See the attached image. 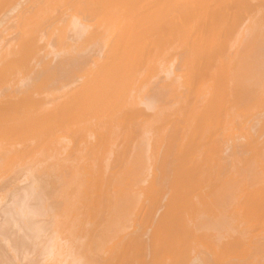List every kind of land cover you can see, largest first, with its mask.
<instances>
[{
    "label": "bare ground",
    "instance_id": "bare-ground-1",
    "mask_svg": "<svg viewBox=\"0 0 264 264\" xmlns=\"http://www.w3.org/2000/svg\"><path fill=\"white\" fill-rule=\"evenodd\" d=\"M24 1L25 0H0V162L3 161L2 164H4L5 162H7V163H9V162H21V161L28 162V160L30 162V160L32 161V159L38 160L39 158L40 159L38 160V162L39 161L41 162L42 157H45V158L48 157L49 159H52L51 158V152H49L48 149L49 148L51 149L50 146H52V142L54 140L56 141V142L54 141L55 143L59 144V142L63 141V139L65 141V143H64L65 145L62 146L64 148L63 149L64 151L63 152L60 151L59 153H61V154L63 153L62 156L64 159L69 158V160H71V158H72L74 160V158H76V155L74 154V152L72 154H70L68 151H70V152L72 151V150H70V148H72L71 145L73 144V142H75V138L77 137V135L82 136L79 138L77 137L76 139H80L79 141L84 142V145H83V143H80L78 141L79 142L78 144H80V146H79V149L78 148L77 149L79 152L81 151V153H85V155H84L85 158L87 157V158H90L91 160L83 161L84 159L81 156V158L83 160L81 159V161L79 160L80 161L79 163L77 162L78 164L81 163L80 165H78V166H80L79 168H77V167L73 168V166H72L73 164L71 165V163H68L67 166H71L73 169L70 168V170L72 169V171L74 172V173L73 172L72 173L77 174V175H79L78 174L79 171H77V169L78 170L80 168L86 169L85 173L83 172L84 177H85L86 171L88 173H90L89 176L87 175V178L88 177L90 178V176H91L90 181H91V183L93 182L92 186L95 185L99 188V187H101V185L98 186L97 183L95 182L96 176H97V179H99L100 175H101V177H104L106 174L105 175L100 174L102 172V169H106V168L108 169L109 166L111 168L113 160L109 161V159L112 157V154L115 157V155H114L115 153L112 152V154L106 155L107 154L106 152H109V150L110 151L111 150L116 151L112 148V147L116 148V144H120L122 142L124 143L125 141H126V143L132 142L133 140L135 142L136 136L138 137V134H141L140 137L141 136L143 137L145 135V133L148 132L147 135H149V133H150V135H149L150 137H151V135H153L151 137V138H153V140H156L157 137H159L160 140H158V142H156V144L161 143V147H162L164 142H165L164 146H166V144L168 143L169 147H167V148L162 147V149H164V150H162L163 152H165L166 149H168V151H170L169 154H171V153L173 154V152H174L173 157L172 156L169 157L170 155H168V151H166L167 154L165 152L166 157L168 156L169 159L171 158L172 161H174V163H172V161L170 160V163H169L168 157L167 158L164 157V153L162 151L159 154H158V151H156L158 155L161 154L159 160H157V158H156V161L158 162L159 165H161V163L164 162V161H160L161 156L163 155V157L166 158V161L163 164V166L161 165L163 167V168H161L162 171L164 169L166 170L165 166H167V165L169 166L171 163L173 166L170 165L169 166L170 169H168L169 167H167V169L171 170L172 172L169 171L168 174L169 173L172 174V173H174V170H176L175 174L174 175L172 174L173 177L171 175H169L171 177V179L174 178V179H172L171 183L164 181V180H169L170 178L163 179L160 177L161 179H163V181L165 183L167 182L166 183L167 186L170 184L171 185L173 184V187L168 186L167 189L173 188L174 190L171 191V189H169V191L173 192L171 194V192L169 193L165 189L169 194H171V196L169 195L170 197L168 200H167L168 194L166 191L163 190L165 192V194H167V196L165 195L166 196L165 197L164 194H163V196L162 195L161 196L163 198L165 197L166 200L168 201L167 202L168 204L166 205L168 208L166 207L167 209H166L165 213L163 212L164 213L163 216L160 213L159 216H162V217H160L159 221L155 223V228H154V231H152V234H150L151 235V236H149L150 238H148L146 235V237L149 239V240H147L148 242L144 241L146 239H143V241L145 243L142 242V239H141V241H140V239H137L138 242L139 241L142 242L140 244L137 242V240L132 241L133 238H135L133 236L134 234L130 235V236H133V238H131V237H129L128 234H125V232L123 234L124 238H125V235H128L127 238L129 237L128 239H131L132 242L131 241H129L128 243L124 242V243H126V245L124 244V246H122L123 245V243H122L121 247H119L120 243H118L119 248H114L115 247L114 243H116L118 241L114 240V242H112L113 240H111V242L113 244L112 248H114V250L111 248L109 253L113 251V253L115 255H113V254L112 255L118 257L119 260L121 259L120 262L117 261L118 264L119 263L120 264H247L246 262H248L247 260H249V259L251 260V259L255 258V260H256V258H257L256 253L259 254V252L261 253L262 251H264L263 248L262 249L259 248L258 250L261 249L262 251L260 250L259 252H256L258 246L256 248V246L254 244V243H256L254 241L257 240L260 235L264 236V234H263L264 233L263 232L264 231V140L261 142L254 140L255 142L252 144L251 141H249V143H248L247 142L248 139L246 140V138H245V140L247 142V144H246L245 141L242 140L241 138L240 139L236 138L237 137L236 136L237 133H236L235 134V138H236L235 141H237V144H234L233 143L234 139H232L231 136L228 137L226 135V133L228 134V132H225V129L228 127V125L234 124V123L231 124V122H233V120L235 121V118H237L236 117L237 115L241 116V117H242V115L246 116V114L239 115V114H241V113H239V112H241L240 111L241 108L243 106L246 107L245 104L250 99L252 101L253 99H256L259 96V95L258 96L256 95V93H257L256 87L259 83L264 81V79H263L264 70L262 69V67L264 66L263 65L264 59L261 60V58H262L261 56H263V58H264V39L263 38H261V39L259 38L260 40L256 39L257 38L256 35H258V33H259L256 29V26L258 25V27H259L260 23H261L260 25L264 26V16L261 18L262 15L258 16L256 14L257 17H256V15H253V16L248 15V20L246 19L247 21H244L245 20V19H243L244 15L241 14L242 10H241V12H238L237 9L238 8L241 9L244 5H249V7H250L252 4L250 5V2L248 3V0H237L238 4L235 0H233V2H236V5H235V3L230 2L232 0H191V1L190 0H188V1H185V0L176 1L175 0L173 5L175 3H178L177 4V5H179L178 7H182V8L184 7L183 9L187 10V11L184 10L183 11L184 14H182L181 16L178 17V18H180V21L177 20L178 23H180L179 26L181 25V23H182V25H185V24L189 23L188 21L192 20L191 22L193 23V25L191 24V22H190V25H192V27L196 25V29H195V27H193V29L195 30L193 33L195 34L194 38H196L197 40L196 39H194V40L191 39V40L194 41L193 44L194 43L195 44L197 43V44H196V46L194 44L193 45L194 47L192 46L194 51H190L191 53L189 52L191 56L196 57L195 58L196 60L191 58L190 62H188L187 58H189V57H187L185 59V57L181 56L182 58L180 57V59H183L184 61L186 60L188 62L187 63L185 61L186 65L184 66V65H182V63L184 61L182 60L181 63L179 61V63L184 68H182L181 65H180L181 66L180 67L178 63H175L176 65L178 64L177 65V66H179V67H177L178 69L179 68L183 69V70L179 69L182 71V73H184L188 69L190 70L188 72L192 73V71H194V74H193L194 77L192 75H190L191 73L188 74L189 76H187V74L185 75V73H187V71L180 76L181 71L179 72L178 69L176 68L178 71V74L181 78L179 77L180 79L178 80L177 77H175L177 79V81L174 80L175 81V84H174L173 83L174 81H172V80L174 79L173 77L176 75H174L172 77L173 73H172V75H170L171 76L170 78H173V79L169 78L171 80V82H169V83H168L169 80L167 82L164 81L165 80L164 74L162 77L163 81L161 82L160 80H158V78L161 76L160 72H158V66L160 64L159 63V60L161 57L160 52L163 50V48L161 47L162 49H160L159 53L157 52V48H158L159 44L164 42V41H162L163 37L161 36L162 31L164 32L163 34L165 35L166 32L164 30L168 29V27H170L171 25L174 27L173 29L176 31V27L173 24L174 21H172L173 19L175 20V18L172 17L174 14H171L172 15L171 17L173 19L171 18V21H170V19H167V21L169 20L170 22H168V23L166 22L164 28L161 27V24L164 21V20L161 21V18L165 19V18H163L164 17L163 14L165 15L168 12V11L166 12V11H164V9H162V7H163L162 4H167V7L168 6L170 7L172 5L171 0L166 1V2L170 1L171 2V3H169L170 5H168V3H166V2H164L165 0L164 1L152 0V2H151V0H150V2H147L148 0H146V1L134 0V2H133V0H132V2H130L131 0H72V1L71 0H34V1L32 0L31 4H29L30 2L28 3L29 5L25 3V5H27V6L23 8L22 5H24L23 4ZM128 2H130V4ZM183 2H184V4H183ZM186 2H189V3L187 4ZM180 3H182V4H180ZM260 3L262 5H264V0H253V4H256V6H258V7H259ZM159 5H161L160 9L158 8ZM117 6H119V8ZM123 6H124V8H123ZM164 6L166 8V5H164ZM174 6H176V5H174ZM21 7L23 9H21ZM54 7H55V9H54ZM98 7H99V9H101V11L100 10L96 11L98 9ZM232 7L235 9L234 12L230 11V10H233ZM245 7H247V6H245ZM249 7H248V9H249ZM250 8H252V7H250ZM172 9H173V7L171 8V13L172 12L175 13ZM175 9H176V12H178L177 8H175ZM248 9H247V11H249ZM19 10H23V11L20 12ZM102 10H103V14L100 15L101 16V18H100L99 14L102 12ZM160 10H163V12H166V13H163ZM179 10H181V9L179 8ZM258 10L259 9H257V12H258ZM52 11H53V13H52ZM54 11H55V13H54ZM252 11H254V10H252ZM183 12H180V13H183ZM46 13H47V15L49 13L52 14L54 16L55 20H53L50 23L47 20H45L43 16ZM161 13H162V16H161ZM176 14H175V16H177ZM53 16H51V17H53ZM90 16L93 19L94 18L96 19V21L94 20L95 22L93 21V24H89V23H91L90 21L93 20ZM88 17L91 18V20H89V22H88V19H89ZM49 18H50V15H49ZM167 18H169V17H167ZM43 20H45L49 23L45 26V27H47L46 29L44 27L46 22ZM145 21H148V22L145 23ZM150 21H151V24H150ZM138 22H141V24H138L139 26H141V27L144 26L148 30L147 29L146 30L141 29V27H138V26L136 27L135 24H137ZM142 22H144V23H142ZM111 23H113V24H111ZM178 23H176V25H178ZM114 24H116L115 25L116 28H115ZM143 24H145V25L147 24L148 27L143 25ZM148 24H150L152 26L149 27ZM255 24H257V25L254 26ZM110 25L114 26V29L111 28L114 31H112L110 29V27H111ZM117 26H118V29H117ZM189 26H187V27H189ZM107 27H108V29L111 30L112 33L109 32L110 30H108ZM151 27L154 29V32L152 31ZM165 27H167V28H165ZM190 27L188 29L189 34L192 33V31H193L192 28L190 31ZM232 27H233V31L235 30V32H237L236 29H240V28L243 29L242 33L239 32V30H238V34L239 35H240V33L242 34V35H240L241 37L238 35V38L240 37V39H242L244 37L245 38V39L243 38V41H244V40H246L247 36L252 37L253 42H251V43L249 42L247 44L248 48L245 47L246 49H241L242 53H240L237 56L238 58L236 56H234V57H236V59L233 57L235 59V61H237V59H240L238 62H232L231 58L229 56L230 60L229 59L227 60L228 57H225L228 63L227 62L224 63V62H221V60L218 58V56H215V55L218 52V50L220 48H222V47H219V45H218V42H219V44L221 43L219 41V40H221L220 38L224 35L227 37V35H228L227 32L230 29H232ZM48 28H49V30H48ZM149 28H151V29H149ZM181 28H182V26H181ZM234 28H236V29H234ZM259 28H261V27H259ZM178 29H179V27H178ZM244 29H245V32L248 33L249 35L247 34V36H243V35H246V34H244ZM106 30H108V31H106ZM169 30H170L169 32H172L171 27ZM252 30H254V31H252ZM148 31L150 33L151 32L154 33L155 37H157V38L154 37L155 40H154L153 44L150 43V44H152L151 46L156 48L155 49L156 51L154 50L155 56L151 57L150 60L148 59V56L150 54L149 48H151V46L149 44V46H150L149 47L148 44H146V43H149V39L152 40L153 38L152 39L149 38V36L151 34L149 35ZM177 31H179V30H177ZM233 31L231 30L229 32L233 33ZM256 32H258V33H256ZM104 33H105V35H104L105 38L107 37L106 33H108V34L111 33L110 37L112 35H116L115 37H117L118 39H122L124 44L121 43L122 41L117 40L115 38L114 40H115V42L117 41L116 43H118V44H116L114 42L115 44L113 43V45H115V46L109 45L107 47H110V48L108 49L107 47H105V49L106 48L108 49V50L107 49L105 50L104 46L102 45V44H104V42L101 41L102 44H99L98 42L100 41V39H97V37L102 36V34H104ZM184 33H186L188 35L187 32H184ZM184 33L182 35H185ZM226 33H227V35H226ZM232 33H229V34L231 35ZM263 33H264V31H263ZM194 34H193V36H194ZM166 35H168V34H166ZM182 35H180V36H182ZM203 35H205L207 37L206 40H204L205 36H203ZM212 35H213V37H212ZM230 35H229V37H230ZM261 35H262V33H261ZM185 36H183L179 40L183 41ZM208 36H209V38H208ZM210 36L212 37V39ZM232 36L233 35H231V37ZM235 36H236V38H235ZM235 36L233 37V38H235L234 40L232 38H228V40L229 39L233 40V43L236 41V39L238 41L237 35H235ZM147 37H148V40H147ZM151 37H153V34L151 35ZM105 38L102 37L103 40ZM108 38L109 37H107L105 39L107 42L105 44L109 43L107 41V40H109ZM113 38H114V36H113ZM170 38H172V37L170 36ZM190 38H191V36H190ZM214 38H215V41H218V42H216L217 45H214L216 43H214V44L212 43V40ZM158 39H161V40L158 41ZM166 39L169 40L168 38H166ZM198 39H200V40H198ZM208 39L211 40L210 46H213V47L215 46V48L219 47L218 50H217V48L214 49L217 51V52L214 51L215 55H214V52H212L211 56H209L210 51L213 50L212 49L213 47H211L212 50L209 47H207V46H209L208 44H210L209 43L210 40H208ZM240 39L238 41V42H240V43H238L239 45L237 44V42H235V44H234V45H238L237 47H239L241 42H242ZM96 40H98L97 44H99L100 46L101 45L103 46V47L99 46L100 52L98 51L97 54L100 56V58H102L101 56H103L104 59L99 58V60H98L97 54L94 55L96 57V59H95L93 56L94 52L92 50L90 51V49H93L92 47L94 46V44H95V47L97 46ZM195 40H196V42H195ZM222 40H223V38H222ZM109 41L111 44L112 43L111 41H113V39L110 38ZM160 41H161V43H160ZM171 41L172 40H170V43L167 41L166 42H167V44L169 43V45L174 44V43H171ZM200 41L201 42L204 41V43L207 42L206 43L207 45L202 43L201 44L202 46H201ZM215 41L213 40V42H215ZM248 41L249 40H247L246 42H248ZM174 42L176 43V41H174ZM223 42L225 44L226 43L228 44L227 40H226V42L225 41H223ZM246 42H243V44H245ZM189 44H190V42H189ZM221 44L224 45L223 43H221ZM221 44H220V46H222ZM119 45L120 46L122 45V47H120ZM174 45H178V44L176 43ZM203 45H204V47H203ZM230 45H233V44H230ZM230 45L227 47L229 48ZM179 46H181L180 43H179ZM197 46H199V47H197ZM241 46H243V45H241ZM159 47H160V45H159ZM186 47L187 48L189 47V46H187V43H186ZM237 47L235 46V47L229 48V49L232 48L231 49L232 50L231 57H232V55H235L232 53H234L233 51L236 50ZM168 48L170 49L171 47L169 46ZM178 48L181 49L180 47H178ZM208 48L210 49V51L208 50ZM224 48H223V50H224ZM233 48H236V49L233 50ZM240 48L241 47H239V49ZM96 49H98V48H96ZM96 49L94 50L95 53H96ZM102 49H104V50H102ZM118 50H121L119 55L117 54L119 52ZM223 50L220 49L219 51H223ZM225 50H226V48H225ZM241 50H240V52H241ZM102 51H104V52L106 51V52L103 53ZM170 51H171V49H170ZM167 52H168V50H167ZM227 52H228V50H227ZM227 52H225V53H227ZM237 52H238V50L235 51V53H237ZM100 53L101 54L103 53L104 55L103 54L101 55ZM164 53L165 52H163V54ZM183 53L185 54L186 52H183ZM200 53H202V54H200ZM225 53H223V54H225ZM152 54H151V56H152ZM212 54L215 56V58H214V56H212ZM91 55H92V57H91ZM190 55H187V56H190ZM226 55H228V53ZM164 56H162V58ZM91 58L92 59L94 58L95 60L92 63H89V62H91L90 61ZM167 58L169 59V57H167ZM216 58H218L217 61L214 60ZM222 58L223 57H221V59ZM163 59H165V57ZM168 59H165V61L166 60L168 61ZM192 59H193V61H192ZM207 59H210V61H213V60L216 61L217 65H215V66H218V67H216L213 70V68L215 66L212 65V62L210 63L211 65H209V63H208L209 60H207ZM201 60H203V61H201ZM222 60H224V59H222ZM194 61H195V64H194ZM197 61H198L199 65L196 64ZM199 61L203 62L205 64V66L202 65V66H204V68L202 66H201L202 69L200 68V65L203 63H200ZM214 61H213V64H214ZM206 62H207V64H206ZM162 63H164L163 66L165 68L166 67L165 62L162 61ZM83 64L85 66L87 64L88 66L83 68V66H84ZM175 64H173V65L171 64V67L169 66L170 65L169 64L168 68H170V69L172 68L175 70V68H174ZM191 64L195 68L192 67ZM187 65L191 66V68H189V66L187 68ZM197 65H198V67H197ZM210 66H213V68H212L213 72L212 71L210 72V70H211ZM168 68L163 69V67H162L163 70L169 71L170 69L168 70ZM207 69L209 70L208 72H207ZM73 70H75V71L77 70L76 74L73 72ZM148 70H153V73H154V71L156 72V73H154L155 75L152 74L154 77H156L155 79L153 77L155 82L153 81V82L149 83L148 80H145L142 78L144 76L146 77L147 73L151 74V73H149ZM177 71H175L174 74H176ZM205 71L207 74L206 73L205 74L202 73V74H204L205 76L207 75V79L203 80V78L201 76V72H205ZM72 72H73L72 75L75 78V80L73 79L74 81H72V79H70L72 77L69 76V73H72ZM145 72H147L146 75H144ZM199 73H200V75H199ZM67 75L69 77H67ZM200 76H201L202 80H200V78H199ZM67 78H69L68 79L69 81L66 80V82H65L64 79H67ZM141 78L143 80L142 83L144 82V85L145 86L147 85V88H148L147 89L145 87L146 90L143 91L144 93L146 92L144 97H143L144 93L142 92L143 95L141 97L145 98V99H143V101L140 97L141 94L138 95V99L134 98V96L137 95V93L135 95V92H137V91L139 92V90H141L140 88L142 86V83L139 81V80H141ZM146 79H149V76H148V78L146 77ZM159 79H161V78H159ZM167 79H168V77H167ZM63 81H64V83H63ZM138 82H139V84H137ZM151 83H153V85ZM171 83H173V84L171 85ZM170 85L172 87L174 85V87L172 88L174 90H172V91H175L176 88H177V91L179 89L178 95H177V91H175V93H176L175 96L176 95L178 96V98L177 97L176 98H177V101L178 100L179 101L175 105L170 103L171 107H169V108H172V106H173V108H172L173 112L171 111L172 112L171 114L174 113L173 114L174 117L172 115L171 116L173 118L168 116L169 115V112H168V115H167L168 117H165V118L167 119V121L169 120V117L171 119L169 120L170 122L168 121L169 124H166V121L165 122L163 121V120H165V118H164V115L166 116L165 113L162 117V116H160L163 114L162 112L160 115H158L160 112L155 113V111H152L153 114H151L152 112L151 113L149 112L151 115L150 116L149 114H146L148 112L147 111L144 112L143 109L147 107V109L149 111H151L157 107L163 108L162 106L164 105L163 110L167 109V111H170L171 109L168 110V108H167L170 105H167L165 107V104H167L165 101L166 98L168 96L170 97V95H172V97H173L172 92L170 93V89H169L171 87ZM153 86L155 88L157 87L156 89H158L157 91L153 90L156 93H154L152 91ZM159 87L161 89H159ZM168 91H169L170 95L168 94ZM261 93H262V91H261ZM261 93H260V95H261ZM262 95H264V92ZM255 96H257V97L254 98ZM172 97L169 99H172ZM260 97H258V98L260 99ZM258 98L255 100V102L253 100V102L254 103H256V102L258 103L259 101L262 102L260 105H262L264 108V104H263L264 103V99H263L264 97L261 98V100H259V101H258ZM140 99H141L142 103L146 106V107H144V106L140 107V108H142V110L139 108V102L140 101H138V100H140ZM174 99L175 98H173V100ZM262 99H263V101H262ZM167 101H169V100H167ZM175 101H176V99H175ZM175 101H173V102H175ZM169 102H171V100ZM169 102H168V104H169ZM253 102H251V103H253ZM257 103L254 105L251 104V106L250 105H247V106H250V109H252L253 106L255 108H258V109L261 108L262 106L260 107V105ZM247 104H249V103H247ZM141 106H142V104H141ZM256 106H258V107H256ZM161 108H159V110H156V109L155 110L161 111ZM255 108H253V111L255 110ZM263 108H262V110L264 111ZM258 109H257V111H259ZM244 110H245V108H244ZM244 110H242V112L247 113L246 110L248 111L249 109H246L245 111ZM167 111H165V112H167ZM248 112H250L249 114L252 115L256 111H254V112L248 111ZM259 112H261V111H259ZM142 113H144V114H142ZM155 114H157V116ZM138 115H140V116L142 115V117L143 116L147 117V120H144L141 117L140 118L137 117ZM152 115L155 116L156 119ZM247 115H248V113H247ZM159 116L163 120H160ZM256 116H258V114ZM150 117H153L155 119L154 121L152 120L153 124L155 122L154 128H152L153 127L152 122L149 123L150 122L149 119H152ZM157 117H159L158 121H163L162 125L160 124V122H159V124H157V122H156ZM246 117L249 118L250 116H246ZM136 118L141 119L140 120L141 122L143 119L145 122L143 121L144 123H142V124L146 123V127L142 129L143 125ZM238 118L240 119V117H238ZM245 119H247V118H245ZM254 119H255L254 125H257L259 123L258 120H260L261 118L258 119L257 122H256L257 118L255 117ZM136 120L138 121V124L140 122L141 125H137ZM241 120H240V122H242ZM249 121L251 122V121H253V119H251ZM131 122H133V123H131ZM237 122H238V120H237ZM237 122H235V124ZM260 123H262V122H260ZM133 124L134 125L136 124L138 127L141 126L140 127L141 130L137 127L140 130V131H137L139 133L135 132L137 128ZM156 124H157V127H156ZM238 124H239V122H238ZM238 124H237V126H238ZM243 124H245V123H243ZM259 124H258V126H259ZM130 125L131 126L133 125L132 127L136 128V129L133 130V128L131 127L132 130H130L131 129ZM247 125H246L245 129L247 128ZM263 125H264V122H263ZM263 125H260V126L263 127ZM241 126H242V124H241ZM72 127H74V128H72ZM229 127L233 128L234 126L232 125ZM243 127H244V125H243ZM235 128H236V126H235ZM237 128L239 129V127H237ZM245 129H244V131H245ZM144 130H146V132ZM151 130L154 132H156V130L157 131L159 130V132H156L157 134L155 133V135H157L156 138L154 137V134H152L153 132H151ZM167 130H169V132ZM251 130H252V132L255 131V130H253V128ZM141 131H142V133H141ZM143 131H144V133H143ZM229 131H232V129ZM244 131H242V132H244ZM77 132L80 135L77 134ZM220 132H221V134H220ZM222 132H224V133H222ZM247 132H250V131H247ZM257 132H258V130H257ZM229 133H230V135H231V133H234V129L232 132H229ZM239 134L241 135L242 133H239ZM222 135H225L227 137H225V136L223 137ZM240 135H238V136H240ZM149 136H147V137H149ZM255 136L256 135H254V137ZM134 137H135V139H134ZM147 137L145 140L147 142L144 141V139H145L144 137H143V140L141 138L142 141L138 138L140 140V143H141L140 146L143 145L142 142H145V143L149 142ZM257 137H258V135H257ZM262 137L263 136L261 135V139H262ZM81 138H83L84 141ZM130 139H132V140L129 141ZM153 140L151 139L152 142H153ZM241 140L244 143H242ZM250 140H251V138H250ZM134 142H132V143H134ZM136 142H139V141L136 140ZM153 143H155V141ZM61 145L62 144H60L59 147ZM233 145H235V146H233ZM68 146H70V148ZM73 146H74V144H73ZM151 146L154 147L153 144ZM158 147H157V149H158ZM73 148H75V147H73ZM109 148H111V149H109ZM142 148H144V147H142ZM59 149H56V150H59ZM137 149L141 150V148L139 146ZM151 149H153V151H155L154 150L155 148H151ZM75 150L76 149H74L73 151H75ZM129 151L131 152V150H129ZM149 152H152V151H149ZM53 153H54V151H53ZM78 153L76 152L77 156H78ZM73 154L75 155V157H69L70 155L73 156ZM121 154H122V152H121ZM149 154H151V153H149ZM153 154H154V152H153ZM231 154H233V155L238 154V158H239V156H240V158L238 159L237 157L234 156V158L237 159V160H235L234 158H232L233 157L232 156L231 157L232 159H231V158H229ZM80 155H83V154H80ZM101 155H103L105 158ZM107 156H109L110 158H108ZM136 156H135V158H136ZM138 156H139V153H138ZM151 156L152 155H150L148 157L150 158ZM258 156L261 157L260 160L257 159ZM45 158H42V159L46 160ZM58 158H60V157H57V160H58ZM118 158L116 160L120 161V159H118ZM144 158H145V156H144ZM151 158H153V157H151ZM164 158H163V160H165ZM54 159L56 160L55 157H54ZM123 159L120 162L124 163ZM138 159H140V157ZM69 160H68V162H70ZM116 160H114V161H116ZM35 161L33 160L32 162L38 164L37 161L36 162ZM148 161L150 162L151 160H148ZM56 162L57 161H55V163ZM107 162L108 163L111 162L110 165L106 164ZM151 162L154 163L155 161L153 162V160H152ZM157 162H155L156 164L154 163L155 166L153 165L154 166L153 168L151 165H150V167L148 166V168H149L148 171H150V173L148 172L149 175H148V177L146 176V179L149 178L150 175L154 176V174H152L154 171H152L151 169H156V165H157V169L159 171V168L161 166H158ZM44 163H46V161L42 162L41 164L44 165ZM51 163H54V162H51ZM229 163L232 165H230ZM2 164H0V165H2ZM101 164H103L104 167L106 164V167L104 168L102 166L103 167L102 168ZM227 164L230 166H228ZM53 165H55V164H53ZM113 165H112V167H113ZM117 165H118L117 167H119L118 162H117ZM25 166H27V165L25 164ZM25 166H23V168ZM28 166H27V168H28ZM51 166L52 165H45L42 177H41V175L38 176L35 171L32 172V175L34 173L38 177L37 176H36V178L32 177L30 179L28 187H25L24 190L22 192H20L18 195L15 194V195H17V197L14 201H13L14 198L12 199L11 206L14 207V206H20L23 203H26V204L29 203L30 205L28 204L29 205L28 207H31V205H32L33 211L35 209V212H32L31 211L32 207L30 208L32 215H30V214L29 215L32 218V217H34L33 215H36L35 213H37V210H39V211L42 210V206H48L47 205L48 202L46 203L47 198H49L48 201L51 200V203H55L56 201L54 202L52 200V198L54 199V197H51V199H50V196H49V194H51V191L53 190V187H52V190L50 189L51 191H48L49 187L51 186L50 185L51 182L54 183L53 179L51 181L49 179L50 177L49 178L43 177L45 175V173H47V172L50 173V171H52V169H54V167L53 166L51 167ZM133 166H134V164H133ZM171 166L172 167L175 166L176 168L175 169L172 168L173 169L172 170ZM42 167L40 166L41 170H42ZM120 167H122V165ZM144 167H145V165H144ZM0 168L2 169V166H0ZM8 168L10 170L11 167H8ZM14 169H15V165H14ZM18 169H20V168H18ZM38 169H37V171H39ZM88 169H90V170H88ZM6 170L7 169H5V171ZM9 170H7L8 173L12 171V168H11V171H9ZM32 170H34V168ZM65 170H69V169H65ZM65 170H63V172ZM165 170H164V172H165ZM168 170H166V171H168ZM18 171H20V170H18ZM69 171H65V172L68 173ZM151 171H152V173H151ZM256 171H259V172H256ZM0 172L3 173L4 171L0 170ZM65 172L63 174H65ZM70 172L68 174H70ZM98 172H100V173H98ZM132 172H133V169H132ZM145 172H147V171H145ZM22 173H24V172H22ZM25 173H26V171H25ZM72 173L70 174V176L72 175ZM83 173L81 172L80 174L83 175ZM110 173L111 172H109V174ZM155 173H157V172H155ZM94 174H95V177L93 178ZM96 174H98V175H96ZM258 174H260V175L258 176ZM21 175H23V174H21ZM21 175H20V177H22ZM112 175H113V173H112ZM115 175H116V173H115ZM127 175H129V173L128 174L125 173V176H127ZM130 175H132V174H130ZM155 175H157V174H155ZM9 176H10V174H9ZM9 176H7L6 178H8ZM11 176H12V174H11ZM60 176H61V174H60ZM81 176L79 175L80 178H81ZM132 176H134V174ZM138 176H139V174H138ZM152 176L150 177L151 181L153 180V178L159 177L157 175L156 177L152 178ZM164 176L166 177L167 175H165V173H164ZM3 177L5 178V176H3ZM3 177L1 175L2 179H3ZM51 177H53V176H51ZM66 177L68 178L69 175ZM84 177H82L83 179L82 178L81 179L84 180ZM106 177H109V176L106 175ZM121 177H122V175H121ZM143 177H145L144 174H143ZM256 177H257V180H259L258 181L259 184H257L258 182L256 180ZM1 178H0V180H1ZM27 178L28 177H26V179ZM89 178H88V180H89ZM92 178H93V180H92ZM124 178L127 179L123 175L122 179L124 180ZM242 178H243V180L245 178L252 179L251 185L252 184L253 185L249 186L250 185L249 184V185H247V187L249 186L248 188L244 187V186H246V183H245L246 179L244 181L241 180L242 182H239V180ZM19 179L21 180V178H19ZM39 179H41L40 182L38 181ZM70 179L73 181L72 178H70ZM75 179H76V177H75ZM81 179L80 180L78 179L79 182L80 183L84 182ZM101 179L103 180V178H101ZM101 179H99V180L101 181ZM4 180L5 179H3V181ZM61 180L64 181L67 179L62 178ZM88 180H86V181H88ZM128 180H130V179H128ZM155 180H156L155 185L161 184V183L157 184V181L159 180V178H158V180H157V178ZM3 181H0V182H3ZM67 181H69V180H67ZM125 181L126 180H124L123 183H125ZM151 181L149 180L150 184H152ZM76 182H78V181H76ZM129 182H132V181H129ZM160 182H162V181H160ZM164 182H162V184ZM243 182L245 184H243ZM56 183H58V182H55L54 184H56ZM69 183H70V181H69ZM110 183H111V181H110ZM117 183H119V182H117ZM141 183L143 185V182H141ZM141 183H139V185H137V186L135 185V186L136 187L139 186V188L144 187V185L140 186ZM54 184H52V185H54ZM87 184L88 183H86V185ZM104 184H105V182H104ZM128 184H131V183H128ZM238 184H240L241 187L238 186V188H237L236 185H238ZM77 185L79 186V184H77ZM77 185L69 186V188L73 187V190H74L75 189L74 187H76ZM82 185H83V183H82ZM82 185H80V186H82ZM107 185L108 184H106V186ZM124 185H123V187H124ZM166 185L164 186V184H163V186H164L163 188H165ZM131 186H132V184H131ZM151 186L152 185H150L149 187H151ZM55 188H57V187H54V189ZM59 188L60 187H58V189ZM82 188H83V186H82ZM133 188L134 189H131L132 191L135 190V187H133ZM144 188H143V190H144ZM156 188L157 187H155V189ZM159 188H161V186ZM234 188L237 190H234ZM79 189H81V187H79L78 190ZM85 189L86 188L84 187L83 192L81 191L83 193V196L85 193L84 192ZM101 189H102V187L99 188L98 191H100ZM110 189L111 188H109L107 190H109V192H110ZM146 189H147V187H146ZM149 189H151V188H149ZM149 189L147 191H152ZM155 189H153V191ZM63 190L64 189H62V191ZM75 190H74V194L71 193L73 191H71L70 193L73 194L74 196H76V197H74L76 200V198H79L78 195L81 192L77 195L78 190H76V191ZM88 190H89V188H88ZM56 191H58V193H59L60 189L56 190ZM64 191H66V190H64ZM64 191L61 193H64ZM95 191L98 192L96 188H95ZM124 191H125V189H124ZM124 191H123V193H125ZM139 191H141V189L140 190L138 189V192ZM147 191H145V192H147ZM89 192L91 193L92 191H89ZM100 192H98L99 196H101ZM133 192H135V191H133ZM152 192H149V194H151ZM70 193H67V197H70V195H71ZM93 193H95V192H93ZM105 193L106 192H104V194ZM118 193H119V191H118ZM120 193L122 194L121 190H120ZM161 193H163V192H161ZM64 194L66 195V193H64ZM92 194L89 195V193H88V194H86V196L88 195L89 197L90 196L92 197ZM107 194H106V196H107L106 198H108V195H109V194L108 195ZM143 194L144 193H142V195ZM95 195H96V193H95ZM95 195L93 197H95ZM148 195H147V197H148ZM154 195H156V194H154ZM28 196L30 198H27ZM57 196H58V194H57ZM116 196H117V193H116ZM145 196H143V197H145ZM150 196H152V195H150ZM102 197L103 196H101V198ZM119 197H120V195H119ZM131 197H132V195H131ZM139 197H140V200L142 203L141 195ZM162 197L160 199H162ZM72 198L73 197H70V199L68 200L69 201V202H67L68 205L72 202V201H70ZM96 198L98 199V197H96ZM96 198H93V200L95 201ZM62 199H63V197H62ZM81 199H83V197H81ZM99 199H100V197H99ZM99 199H98V201L100 202ZM145 199L143 198V200H145ZM147 199H149V198H147ZM106 200H108V199H105V201ZM140 200L138 201L139 203H140ZM154 200H156V199H154ZM1 201H2V199H1ZM66 201H67V199H66ZM66 201H65V203H66ZM87 201H88V198H87ZM103 201H104V198H103ZM162 201H164V200H162ZM7 202H9V201H7ZM78 202H79V200H78ZM101 202H102V200H101ZM122 202H124V201H122ZM149 202H151V204ZM149 202H148L149 205L152 206V204H153L152 200L149 199ZM9 203H11V202H9ZM19 203H20V205H19ZM65 203H63V204H65ZM88 203L89 202H87V204ZM156 203H157V201H156ZM158 203H159L158 205L161 204L160 202H158ZM72 204H74V202H72ZM72 204H70V206ZM82 204H84V203H82ZM94 204H95V202H94ZM100 204L101 203H99V206H100ZM142 204H144V203H142ZM104 205L106 206V209H107L108 206L111 204H109L107 206L105 203ZM149 205L147 204V206H149ZM0 206H2V205L0 204ZM22 206H24V204L21 205L20 209L24 208ZM76 206L77 205H75V207ZM85 206H86V211H87V205H85ZM97 206H96V208L99 207V206L98 207ZM101 206H102V204H101ZM105 206H104V208H105ZM140 206H141V204H140ZM223 206H225V207H223ZM4 207L7 208V206H5V205H4ZM25 207L27 208V205ZM61 207L64 208L65 205L61 206ZM61 207H60V209H61ZM75 207H74L72 213H74V210H76ZM124 207H126V206H124ZM44 208H43V210L45 212L44 214H46V211ZM50 208L53 209V207H50ZM57 208H58V206H57ZM81 208H82V206H81ZM93 208H95V207L93 206ZM114 208H112V209H114ZM60 209H59V211H60ZM147 209L149 210L150 208H147ZM16 210L18 212V208L15 209V211ZM46 210H47V208H46ZM67 210H69V209H67V207H66V211ZM79 210L80 209H78V212H79ZM110 210H108V211H110ZM157 210H159V209H157ZM164 210H165V208H164ZM10 211H11V209L7 208V209L2 210V212L0 213V235H3V238L6 237L5 238L6 242L8 240L7 238H9V240L11 241V242H9L10 245L12 243L13 244L12 247L15 248L14 249L15 252H13V253H16V255H17V253L20 256H21V254L23 255V254H26L28 252L31 253V251L34 249L33 243L35 242L36 239H38L39 236H41L40 235L41 233L39 232L40 229L38 227L39 226L41 227L43 225L38 224L40 221L39 220L40 218L36 220V217H35V218H32L28 221L29 215H27V218L23 217V218L27 219L28 222L24 219L22 220V222L23 221L27 222L25 225H24V222L23 223L20 222L22 231L20 230V228L18 229V227H17V229L20 230V232H19V231H17V229L11 228V223L14 221H10V220H13V218L14 219L18 218L17 217L18 215L16 214L17 212L14 213V211H13V213H14L13 214V213H11L12 211L11 212ZM22 211H23L22 209H21V211H19L21 215H22ZM25 211L27 213H30L29 208H28V211L27 210H25ZM53 211H54V209H53ZM59 211H57V209H56V211L53 213L56 214V212L58 213ZM62 211H64V210H61L60 212L62 213ZM96 211H95V213L98 212V211L97 212ZM103 211H101V212H103ZM115 211L116 210L114 209V212ZM41 212H43V211H41ZM41 212H38V213H41ZM68 212L70 213V210ZM38 213L36 215L37 217L39 215H41ZM47 213H48V210H47ZM80 213H81V211H80ZM89 213L95 215V213H92V212H89ZM50 214H52V213H50ZM64 214L65 213L63 212V215ZM75 214H77V213H75ZM75 214H71V215L72 216L73 215L78 216ZM82 214H84V212ZM82 214L79 216H83ZM98 214H99V212H98ZM109 214H110V212H109ZM46 215H48V214H46ZM65 215H67V214H65ZM86 215H88V214H86ZM97 215H95V216H97ZM99 215H101V214H99ZM99 215H98V217H99ZM110 215H112V214H110ZM150 215H152V214H149V217L152 218L153 216L151 217ZM24 216H26V215H24ZM95 216H94V218H95ZM64 217H66V220H67L66 222L62 221V220H58L57 222L59 223V221L60 222L62 221V224H63V222L67 223L68 220H71V216H69V217L64 216ZM90 217L93 218V216H90ZM19 218H20V216H19ZM19 218H18V220H19ZM48 218L50 219L49 216H48ZM109 218H110V216H109ZM146 218H147V216H146ZM73 219H75V217ZM73 219L71 221H73ZM20 220H21V218H20ZM76 220L78 221L79 219H76ZM97 220L100 221L101 220L100 217H99V219L97 218ZM104 220H108V219H104ZM110 220L113 221L112 219H110ZM71 221L68 223H70V224L73 223ZM77 221L75 222L76 225H78ZM80 221L81 220H79V222ZM89 221H91V220H89ZM100 222L102 223L103 220ZM40 223H43V222L41 221ZM82 223L84 226V224H85L84 221H82ZM82 223H81V226H82ZM54 224H55V222H54ZM57 224H56V227H57ZM122 224H120V227L125 226L124 224H123V226H121ZM51 225H53V224H51ZM152 225H153V222H152ZM60 226H58V227L60 228ZM71 226H74V225L71 224ZM71 226L69 225L68 227L70 228ZM79 226H80V224H79ZM79 226H77V227H79ZM81 226L79 228L82 230ZM85 226H87V225H85ZM92 226H93V224H92ZM99 226L98 227L96 226V227L99 228ZM104 226H106V225H103V223H102V227H104ZM56 227H55V229H56ZM61 227H63V226H61ZM77 227L75 229L78 230ZM125 227H127V226H125ZM132 227H134V226H132ZM146 227H147V225H146ZM45 228L47 229V227H44L42 229H45ZM48 228H49V226H48ZM55 229H53V230H55ZM60 229H59V231H60ZM70 229H69L70 232L68 231L70 236L68 234H67V236H63L65 238V242L63 240V237L61 240H59L62 233L61 234L59 233V235H60V237L58 236L59 238H56L57 235L55 238H56L57 242H58V240H59V243L62 242L61 245H59V246H60V249H62L63 253H64V250L69 249L68 247H70V250H72L73 252L76 249L75 252H77V253H75V252L74 253L77 256V258L75 255H73L72 252H70V254H72V256H70V254H69V258H72L73 256H75L76 259L73 258V260H76V262H78L77 259H78V255L80 253L77 250L81 249V251H82L83 246H80V244H84V241H83V243H81L82 241L79 242L80 244L77 243V247H75L76 246V245L74 246L75 243H73L71 241L77 242L78 238H80L82 236H80L78 234V232H76V231L74 234L73 233L71 234V232H74V230H70ZM96 229L94 231H97ZM118 229H120V228H118ZM118 229H116V231H118ZM50 230H52V229L50 228ZM50 230H49L50 233L54 232V231H50ZM81 230H78V231H81ZM64 231H66V230H64ZM85 231H87V230H85ZM57 232L53 233V237H54V234ZM129 232H130V230H129ZM146 232H149V231L146 230ZM66 233H65V235H66ZM107 233L108 232H106V234ZM132 233L133 232H131V234ZM149 233H151V232H149ZM47 234H48V232H47ZM92 234H93V232H92ZM68 236H69L68 239L70 241V244H69L68 239L66 240V238ZM89 236L90 235H88V238H90ZM92 236H94V235H92ZM121 236H122V233H121ZM53 237L51 240L54 242L55 240H53ZM85 237H86V239H88L87 236H85ZM99 237L101 238V236H99ZM146 237H144V238H146ZM83 238H84V236H83ZM92 238H90V239L92 240ZM103 238H104V236H103ZM138 238H139V235H138ZM101 239H97V240L100 241ZM259 239H262V238H259ZM87 241H86V243L88 244ZM101 241H103V240H101ZM67 242H68V245H67V247H65L66 246L65 245L64 248H66V249L63 250L62 245H64V243L67 244ZM111 242H110V244H111ZM259 242L257 240V243L260 245ZM47 243L50 244L51 241L50 242L48 241ZM251 244L254 245L255 247H252ZM69 245H72L75 249L74 248L72 249V247ZM84 245H86V244H84ZM107 245H109V244H107ZM107 245H105L103 247L107 248V250H108L110 245L109 246H107ZM261 245H263V244H261ZM1 246H2V244H1ZM1 246H0V264H5L8 262V261L5 262V253L7 251L5 252V250L2 248L3 246L2 247ZM57 246L58 245H56V247ZM87 246L88 245L85 246L86 247L85 250H87V248H88ZM116 246H117V243H116ZM78 247H80V248H78ZM57 248L59 249V247H57ZM37 249H38V247H37ZM58 249L55 252H57ZM92 249L93 248H91L90 250H92ZM95 249H97V248H95ZM115 249H116L117 253L114 252ZM53 250H54V248L52 247V251ZM85 250H83V251H85ZM143 250H145L144 252L148 253L147 256L145 253H141L147 257V258L145 257V260L149 258L147 261L143 260L144 259L143 255H142L143 259L141 258L142 261H139L141 259L138 258L139 255L137 253L138 252L140 253ZM50 251H51V248H50ZM59 251H60V253H58V254L61 256L62 251L61 250H59ZM33 252H34V250H33ZM103 252L104 251L101 252V255ZM66 253H67L66 255L68 256L69 252H66ZM262 253H264V252H262ZM10 254L9 255L7 254L8 257H10ZM58 254L55 253V256H57ZM106 254H107V252H106ZM31 255L34 257V254H31ZM59 255H58V257H59ZM148 255H149V257H148ZM11 256H13V254ZM82 256L84 258L85 255L82 254ZM96 256H98V255H96ZM30 257L31 256H29L28 259ZM36 257H37V255H36ZM107 257H108V255L105 258L106 260L109 257H111V255H109L108 258ZM130 257L132 258L131 260H134L133 262L131 261L132 263H130V261L128 262ZM262 257H263V254L261 255V259H262ZM64 258H66V256ZM118 258H116V259L118 260ZM127 258H129V259H127ZM15 259H16V257H15ZM15 259L13 258V260H12V261H14L13 263H15ZM55 259H56V257H55ZM97 259H99V258L97 257ZM113 259H115V258H113ZM63 260H65V259H63ZM83 260H85V259H83ZM106 260H104V261H106ZM109 260H111V259H109ZM109 260H108L109 263L106 261V264L107 263L108 264L114 263L113 260H112L113 262H111V263ZM48 261H50V260H48ZM57 261H59V260H56V262ZM67 261L69 262V260H67ZM101 261L102 262L99 261L100 263L99 262L98 263L103 264V260H101ZM243 261L245 263H243ZM76 262L74 261L73 263L76 264ZM117 262L115 264H117ZM249 262H253V261H249ZM254 262H256V261H254ZM257 262H259V261H257ZM262 262H263V260H262ZM259 263H261V261ZM32 264H33V262H32ZM50 264H51V262H50ZM248 264H252V263H248Z\"/></svg>",
    "mask_w": 264,
    "mask_h": 264
},
{
    "label": "rangeland",
    "instance_id": "rangeland-1",
    "mask_svg": "<svg viewBox=\"0 0 264 264\" xmlns=\"http://www.w3.org/2000/svg\"><path fill=\"white\" fill-rule=\"evenodd\" d=\"M27 1H28V2H27ZM31 1H32V0H25L23 4L25 5V3L28 4L29 2H30L29 4H31ZM33 1H34V0H33ZM71 1H72V0H71ZM144 1H146V0H144ZM161 1H164V0H161ZM166 1H167V0H165L164 2H166ZM176 1H178V0H176ZM181 1H182V0H181ZM185 1H188V0H185ZM190 1H191V0H190ZM235 1H236L237 4H238V1H237V0H235ZM130 2H132V0H131ZM130 2H128V3L130 4ZM133 2H134V0H133ZM147 2H150V0H148ZM151 2H152V0H151ZM164 2H163V3H164ZM171 2H172V3H171ZM171 2L168 1V2H166V3H168V5H170L169 3H171V4L173 5V3L175 2V0H171ZM230 2L235 3V5H236V2H233V0L230 1ZM230 2H229V3H230ZM246 2H247V1H246ZM249 2H250V5H251V4L253 5V6H252V5L250 6V7H252V8H250L249 5H244L243 7L241 6V7H242L241 9H240V8L237 9L238 12H241V10H242L241 14L244 15V17H243V19H245L244 21H247V20H248V15H249V16H251V15L253 16V15H256V14H257L258 16H261V15H262V16H261V18H262V17L264 16V9H263V8H264V5H262V4L260 3V4H259V7H258V6H256V4H253V0H250V1L248 0V3H249ZM251 2H252V3H251ZM186 3L188 4L189 2H186ZM29 4H28V5H29ZM161 4H162V3H161ZM177 4H178V3H175V4H174V5H176V6H174V5H173V6H172V5L170 6L171 8L173 7L172 10H173L175 13H173V12L171 13V8H170L169 6H168V7H169V8H168V7H167V4H162V5H163L162 9H164V11H166V12L168 11L167 13H166V12H163V10H160L161 12L166 13L165 15L163 14V16H164L163 18H165V19H162V18H161V21L164 20L162 24L160 23V24H161V27L164 28L166 22H167V23L170 22L172 17L175 18V20L172 18V19H173L172 21H174L173 24H174L175 27H176V31H175V30L173 29L174 27H173L172 25L170 26L172 32H169V31H170V30H169L170 27H168V29H165L164 31H165L166 34H168V35H166V34L164 35V34H163L164 32L162 31V34H163L164 36H163L162 34H161V36L163 37V38H162V41H164V42L161 43V41H160V43H161V44H159L160 47H159V45H158V48H157V52H158V53L160 52V49L163 48V50L160 52V56H161V57H160V60H159V63H160V64H159V66H158V72H160V75H161L159 78L162 79V80H161V79L158 78V80H160L161 82L163 81V78H162V77H163V74H164V77H165V78H164V79H165L164 81L167 82V81L169 80L168 83L171 82L170 79H173V78H174V79H173L172 81H174V80L177 81V79L179 80V79L181 78L180 76H181L182 74H184L186 71H187V73H185V75L187 74V76H189L188 74L191 73V72H188V71H190L189 69L186 70L185 72L183 71L184 73H182L181 70H183V69L179 68V69H181V70H179V69L177 68V67H179V66L181 65L180 63H181L182 60H183V59H180L181 56H182V57H185V59H186L187 57H189V58H187L188 62H190V59H191V58H193L194 60H196V59H195L196 57H193V56L190 55V53H191L190 51H194L193 48H192V46L195 44V43L193 44V42H194L193 40L196 39V38H194V37H195V34H194L193 32H194L195 30L193 29V27H195V29H196V25L194 24L195 26L192 27L193 23L191 22L192 20H190V21H188L189 23H187V24H185V25H182V23H181V25L179 26L180 23H178V21H180V18H178V17L181 16L182 14H184L183 11L186 10V9H183L184 7H183V8H182V7H178L179 5H177ZM180 4H182V3H180ZM183 4H184V2H183ZM24 5H22L23 8L27 6V5H25V6H24ZM118 5H119V4H118ZM123 5H124V4H123ZM164 5H166V8H165ZM130 6H131V5H130ZM180 6H181V5H180ZM245 6H247V7H245ZM260 6H261V7H260ZM262 6H263V7H262ZM117 7L119 8V6H117ZM248 7H249V9H248ZM23 8L21 7V9H23ZM100 8H101V7H100ZM123 8H124V6H123ZM158 8L160 9V8H161V5H159ZM175 8H177V11H178L179 13L176 12V9H175ZM179 8H180L181 10H179ZM232 8H233V7H232ZM235 8H236V7H235ZM246 8H247L249 11H247ZM253 8H254V9H253ZM256 8L259 9L258 12H257V9H256ZM54 9H55V7H54ZM96 9H97V8H96ZM165 9H166V10H165ZM167 9H168V10H167ZM239 9H240V10H239ZM245 9H246V10H245ZM50 10H51V9H50ZM52 10H53V9H52ZM98 10L101 11V9H99V7H98V9H97L96 11H98ZM234 10H235V9L233 8V10H230V11H231V12H234ZM252 10H254V11H252ZM19 11L21 12V11H23V10H19ZM169 11H170V12H169ZM186 11H187V10H186ZM243 11H244L247 15H246ZM180 12H183V13H180ZM235 12H236V11H235ZM254 12H255V13H254ZM47 13H48V12H47ZM47 13L45 14L47 17H46L45 15L43 16L45 20H47L49 23L52 22L53 20H55V19H54V16H53L52 14L49 13V14L47 15ZM52 13H53V11H52ZM54 13H55V11H54ZM96 13H97V12H96ZM168 13H169L170 15H169ZM176 13H177V14H176ZM250 13H251V14H250ZM101 14H103V10H102V12L99 14V16H100ZM171 14H174V15L172 16ZM175 14H176L177 16H175ZM259 14H260V15H259ZM49 15H50V18H49ZM168 15H169V16H168ZM245 15H246L247 17H246ZM257 15H256V17H257ZM51 16H53V17H51ZM161 16H162V13H161ZM165 16H166V17H165ZM171 16H172V17H171ZM90 17H91V16H90ZM90 17H88V18H89V19H88V22H89V20H91V18H92V17H91V18H90ZM167 17H169V18H167ZM100 18H101V16H100ZM51 19H52V20H51ZM92 19H93V18H92ZM167 19H170V21H169V20L167 21ZM246 19H247V20H246ZM45 20H43V21H45ZM94 20L96 21V19L94 18L93 20L90 21L91 23H89V24H93V21H94ZM177 20H178V21H177ZM47 21H45L46 23L44 22L45 25L42 23V24L44 25V27H45L47 24H49ZM95 21H94V22H95ZM161 21H160V22H161ZM147 22H148V21H145V23H147ZM164 22H165V23H164ZM190 22H191L192 25H190ZM115 23H116V22H115ZM142 23H144V22H142ZM176 23H178V25H176ZM42 24H41V25H42ZM111 24H113V23H111ZM117 24H118V23H117ZM138 24H141V22H138L137 24H135L136 27H137V26H138V27H141V26H139ZM150 24H151V21H150ZM150 24H148L149 27L152 26V25H150ZM260 24H261V23H260ZM260 24H259V27H261V28H259L257 24L254 25V26L257 25V26H256V29H257V31L260 33V34H259L258 32H256V33H258V35H256L257 38L255 37L257 40H260L261 38L264 39V33H263V31H264V26H263V25H260ZM115 25H116V24H114V26H115ZM143 25H145V24H143ZM162 25H163V26H162ZM189 25H190L191 27H190ZM110 26H111L110 29H111V28L114 29V26H112V25H110ZM118 26H119V25H118ZM118 26H117V29H118ZM145 26H147V24H146ZM181 26H182L183 29L181 28ZM183 26H184V27H183ZM187 26L190 27V31H191V28H192V30H193L192 33H190V34L188 33V29H189V27H187ZM262 26H263V27H262ZM142 27H143V28H142ZM142 27H141V29H144V30L147 29V28L144 27V26H142ZM147 27H148V26H147ZM178 27H179V29H178ZM39 28H40V27H39ZM42 28H43V27H42ZM46 28H47V27H45V29H46ZM49 28H50V27H49ZM49 28H48V30H49ZM115 28H116V26H115ZM151 28H152V27H151ZM151 28H149V29H151ZM165 28H167V27H165ZM180 28H181V29H180ZM104 29H105V28H104ZM107 29H108V27H107ZM110 29H108V30H110ZM234 29H236V28H234ZM259 29H260V30H259ZM261 29H262V30H261ZM108 30H106V31H108ZM111 30H112V29H111ZM111 30H110L109 32H111ZM147 30H148V29H147ZM166 30H167V31H166ZM177 30H179V31H177ZM183 30H184V31H183ZM186 30H187V31H186ZM231 30L233 31V27H232V29H230L229 31H231ZM238 30H239V32H241V33L243 32V29L240 28V29H236L237 32H235V30H234V31H233L234 34H233L232 32H229V31H228V32H227L228 35H227V33H226L227 37H226L225 35L222 36V37L220 38L221 40H219L221 43L224 44V45H222V44L220 43L222 46H220V44H219L218 41H215V38L213 39L215 42H213V40H212V43H213V44L216 43V42H218L219 47H222V48H220V49L223 50V48L225 47L226 50H225V48H224L223 51H219V50H220V49L218 50L219 47H216L217 50H218V52H217L216 50H214V49H216L215 46H214V47H213V46H210V45H211V43H210L211 40L208 39V40H210V41H209L210 44H208L209 46H207V47H209L210 49H211V47H213V48H212L213 50L211 49L212 51H210V49L208 48V50L210 51V55H209V56H211V53L215 51V52H217V53H216V55H215V52H214V55H215V56H218V58L221 60V62H224V63H225V62H227L228 59L230 60V58H231V61H232V62H238L240 59H237V61H235V59H236V57H237L240 53H242V50H241V49H246L245 47L248 46L247 44H248L249 42H250V43L253 42V41H252L253 38L247 36L248 33L245 32V29H244V34H246V35H243V36H247V37H246V40L243 41V38H244V37H243L242 39H240V37H241L240 35H242V34L240 33V35H239V34H238ZM112 31H114V30H112ZM152 31L154 32V29H153V28H152ZM173 31H174V32H173ZM252 31H254V30H252ZM176 32H177V33H176ZM179 32H180V33H179ZM184 32H187L188 35H187L186 33H184ZM111 33H112V32H111ZM111 33H110V34H111ZM148 33H149V35H150V34H151V35L153 34V37H151V35L149 36V38H151V39L153 38V39H152V40L149 39V43H146V44H148V46H149L150 43H152V44L154 43V40H155V38H157V37H155L154 33H152V32L150 33V32L148 31ZM183 33H184L187 37H186L185 35H182ZM229 33H232L231 35H233V36L231 37V35H230ZM256 33H255V34H256ZM261 33H262V35H261ZM110 34L106 33L107 37H109V38H108L109 40H110V38L113 39V41H111V42H112L111 44H110V41H109V40H107L109 43H108V44H105V43H107L106 40H105L107 37L105 38V36H104L105 33L102 34V36L97 37V39H100V41L98 42V40H96V44H97V42H98L99 44H102L101 41H103L104 44H102V45L104 46V49H105V47H107V46H109V45H111V46H115V45H113V43L115 42V40H114L115 38H116L117 40L122 41V39H118L117 37H115L116 35H112V36L110 37ZM170 34H171V35H170ZM173 34H174V35H173ZM193 34H194V36H193ZM206 34H207V33H206ZM172 35H173V36H172ZM180 35H182V36H180ZM222 35H223V34H222ZM229 35H230V37H229ZM235 35H237V38H238V35H239L240 37L238 38V41H239V39L242 41L241 44H240V46H239V47H241L240 49H239V47H237V46L239 45L238 43H240V42L237 41V39H236L235 42H237L238 45H234L235 42L233 43V40L236 38ZM248 35H249V34H248ZM113 36H114V38H113ZM170 36H171L172 38H170ZM176 36H177V37H176ZM179 36H180V37H179ZM183 36H185V38H184L185 40H184V39H183V41L179 40V39H181ZM190 36H191V38H190ZM192 36H193V37H192ZM203 36H205V35H203ZM234 36H235V38H233ZM254 36H255V35H254ZM102 37L105 38V39H104L105 41L102 39ZM154 37H155V38H154ZM210 37H211V36H210ZM212 37H213V35H212ZM212 37H211V39H212ZM217 37H218V36H217ZM166 38H168L169 40H167ZM208 38H209V36H208ZM222 38H223V40H222ZM224 38H225V39H224ZM228 38H232L233 40H231V39L228 40ZM259 38H260V39H259ZM101 39H102V40H101ZM164 39H165V40H164ZM173 39H174V40H173ZM186 39H187V40H186ZM191 39H193V40H191ZM206 39H207V37L205 36L204 40H206ZM244 39H245V38H244ZM263 39H262V40H263ZM147 40H148V37H147ZM159 40H161V39H158V41H159ZM170 40L173 41V42L171 41V43H174V44L177 43L178 45H174V44H172L173 46H172L171 44L169 45ZM178 40H179V41H178ZM188 40H189V41H188ZM190 40H191V41H190ZM196 40H197V39H196ZM196 40H195V42H196ZM198 40H200V39H198ZM202 40H203V39H202ZM226 40H227V42H228L229 45H230V44H233V45H230V47H235V46L237 47V49H236V48H233V50H234V49H236V50L233 51L234 53H232V54H235V55H232V57H231V52H232L231 49H232V48L229 49L230 47H229V48L227 47V46H229V45H228L227 43H226V44H227V45H226V44L223 42V41L226 42ZM230 40H231V41H230ZM247 40H249V41L246 42ZM250 40H251V41H250ZM150 41H151V42H150ZM166 41L169 42V43L167 44ZM174 41H176V43H175ZM185 41H186V42H185ZM116 42H117V41H116ZM116 42H115V43H116ZM178 42L180 43L181 46H179V43H178ZM184 42H185V43H184ZM189 42H190V44H189ZM191 42H192V43H191ZM197 42H198V41H197ZM200 42H201V41H200ZM200 42H199V43H200ZM243 42H246V43L243 44ZM115 43H114V44H115ZM119 43H120V42H119ZM121 43H123V41H122ZM165 43H166V44H165ZM186 43H187V46H189L188 48L186 47ZM202 43H204V41L201 42L200 45H201ZM206 43H207V42H205L204 44L207 45ZM99 44H97L96 47H95V44H94V46L92 47L93 49H90V51L92 50V51L95 53L94 50H95L96 48H98V49H96V53H95V54L93 53V56L96 55V54L98 53V51L100 52V49H99L100 47H103L102 45L100 46ZM116 44H118V43H116ZM123 44H124V43H123ZM123 44H122V45H123ZM152 44H150V46H151ZM183 44H184L185 46H184ZM196 44H197V43H196ZM196 44H195V46H196ZM122 45H121V46L119 45V46L122 47ZM161 45H162V46H161ZM198 45H199V44H198ZM214 45H217V43L214 44ZM225 45H226V46H225ZM241 45H243V46L245 45V46L243 47V46H241ZM99 46H100V47H99ZM116 46H117V45H116ZM150 46H149V47H150ZM163 46H164V47H163ZM169 46L171 47L170 49H171L172 52H171L170 49L168 48ZM183 46H184V47H183ZM201 46H202V45H201ZM223 46H224V47H223ZM152 47H153V46H151V48H152ZM161 47H162V48H161ZM178 47H180L181 49H179ZM182 47H183V48H182ZM193 47H194V46H193ZM197 47H199V46H197ZM197 47H196V48H197ZM203 47H204V45H203ZM203 47H202V48H203ZM89 48H90V47H89ZM107 48L109 49L110 47H107ZM107 48H106V49H107ZM151 48H149V49H150V50H149V51H150V54H149V56H148V59H149V60L151 59V57L155 56L154 54H155V51H156V50H155L156 48H154V47H153L154 49H153V48L151 49ZM247 48H248V47H247ZM104 49H102V50H104ZM106 49H105V50H106ZM108 49H107V50H108ZM120 49H121V48H120ZM158 49H159V50H158ZM166 49L168 50L169 53L167 52ZM191 49H192V50H191ZM152 50H153V51H152ZM154 50H155V51H154ZM227 50H228V52H227ZM229 50H230V51H229ZM237 50H238L239 53H238V52L235 53V51H237ZM240 50H241V52H240ZM118 51H119V52H118L117 54L119 55V53H120L121 50H118ZM182 51H183V52H186V53L184 54ZM199 51H200V50H199ZM199 51H198V52H199ZM243 51H244V50H243ZM102 52L105 53L106 51H105V52L102 51ZM163 52H165L166 54H165V53L163 54ZM189 52H190V53H189ZM221 52H222V53H221ZM225 52H227L228 55H226L227 53H225ZM103 53H102V54H103ZM152 53H153V54H152ZM172 53H173V54H172ZM181 53H182V54H181ZM192 53H193V52H192ZM219 53H220V54H219ZM223 53H225V54H223ZM100 54H101V53H100ZM102 54H101V55H102ZM151 54H152V56H151ZM162 54H163V55H162ZM167 54H168V55H167ZM193 54H194V53H193ZM200 54H202V53H200ZM217 54H218V55H217ZM103 55H104V54H103ZM164 55H165V56H164ZM187 55H190L191 57H190V56H187ZM214 55L212 54V56H214ZM262 55H263V54H262ZM162 56H164L165 59H168L167 57H169V59H168L169 62H168L167 60L165 61V59H163L164 57L162 58ZM174 56H175V57H174ZM215 56H214V58H215ZM229 56H230V58H229ZM234 56H236V57H234ZM91 57H92V55H91ZM97 57H98V60H99L100 56H99L98 54H97ZM101 57L103 58V56H101ZM104 57H105V56H104ZM182 57H181V58H182ZM221 57H223L222 59H224V60H222ZM225 57H228L227 60H226ZM233 57H234L235 59H234ZM261 57H262L261 60L264 59L263 56H261ZM94 58L96 59L95 56H94ZM94 58H93V59L91 58V59H92V60L90 59L91 62H89V61H88V62H89V63H92V62L95 60ZM102 58H100V59H102ZM161 58H162V59H161ZM170 58H171V59H170ZM174 58H175V59H174ZM208 58H209V57H208ZM210 58H211V57H210ZM218 58H216V59H214V60L217 61ZM237 58H238V57H237ZM103 59H104V58H103ZM152 59H153V58H152ZM193 59H192V61H193ZM161 60H162L163 62H165V66H166L165 68H168V65H169V64H170L169 66L171 67V64L173 65V64H175V63H178L179 66H177L178 64H177V65L175 64V66H174L175 70L172 69V68H171V69L168 68V70L170 69V70H169L170 72H169V71H167V70H163V69H165V68H164V66H163L164 63H162ZM197 60H198V59H197ZM207 60L210 61V59H207ZM214 60H213V61H214ZM176 61H177V62H176ZM179 61H180V63H179ZM183 61H184V60H183ZM185 61H186V60H185ZM185 61L182 63V65H184V66L186 65ZM192 61H191V62H192ZM201 61H203V60H201ZM209 61H208L209 65H211V64H210L211 62H212V65H214V66L217 65V64H216V63H217L216 61H214V64H213V61H210V62H209ZM88 62H87V63H88ZM173 62H174V63H173ZM186 62H187V61H186ZM188 62H187V63H188ZM199 62H200V61H199ZM167 63H168V64H167ZM200 63H203V62H200ZM227 63H228V62H227ZM229 63H230V62H229ZM263 63H264V62H263ZM189 64H190V63H189ZM194 64H195V61H194ZM194 64H193V65H194ZM196 64H198V61H197ZM206 64H207V62H206ZM232 64H233V63H232ZM83 65H84V64H83ZM89 65H90V64H89ZM182 65H181V66H182ZM198 65H199V64H198ZM198 65H197V67H198ZM202 65L205 66V64L203 63V64L200 65V68H201ZM209 65H208V66H209ZM263 65H264V64H263ZM86 66H88V65L86 64ZM86 66L84 65L83 68L86 67ZM160 66H161V67H160ZM181 66H180V67H181ZM188 66H189V65H187V68H188ZM191 66H192V64H191ZM191 66H189V68H191ZM195 66H196V65H195ZM204 66H202V67L204 68ZM162 67H163V69H162ZM172 67H173V66H172ZM192 67H194V66H192ZM210 67H211L210 72H211V71L213 72V70H214L216 67H218V66H215L214 68H213V66H210ZM210 67H209V68H210ZM176 68L178 69L179 72L181 71V72H180V76H179L178 71H177ZM182 68H184V67L182 66ZM194 68H195V67H194ZM205 68H206V67H205ZM209 68H208V69H209ZM212 68H213V70H212ZM159 69H160V70H159ZM185 69H186V68H185ZM185 69H184V70H185ZM192 69H193V68H192ZM192 69H191V70H192ZM201 69H202V68H201ZM208 69H207V72L209 71ZM262 69L264 70V66L262 67ZM173 70H174V71H173ZM193 70H194V69H193ZM199 70H200V69H199ZM76 71H77V70H76ZM76 71L73 70V72H74L75 74H76ZM148 71H149V73H151V74H148L147 72H145L144 75H146V73H147L146 77L148 78V76H149V79H146L145 76L142 77V78L145 79V80H148V82L150 83V82H153L154 79L156 78V77L153 76V75H155L154 73H156V72L154 71V73H153V70H148ZM151 71H152V72H151ZM175 71H177L176 74H174ZM73 72H72V73H69V76L72 77V78H70V79H72V81L75 80V78H74L73 75H72ZM168 72H169V73H168ZM210 72H209V73H210ZM172 73H173V75H172ZM202 73L205 74L206 71H205V72H201V76H202L203 80H204V79H207V75L205 76V75L202 74ZM70 74H71V75H70ZM152 74H153V75H152ZM193 74H194V71H192V73H191L190 75H192V76L194 77ZM206 74H207V73H206ZM150 75H151V76H150ZM170 75H172V77H173L174 75H176V76H174L173 78H170V77H171ZM185 75H184V76H185ZM199 75H200V73H199ZM203 75H204V76H203ZM69 76L67 75V77H69ZM201 76L199 77L200 80H202V79H201ZM151 77H152V78H151ZM153 77H154V79H153ZM167 77H168V79H167ZM175 77H177V79H176ZM179 77H180V78H179ZM142 78H141V80H139L141 83H142V81H143ZM169 78H170V79H169ZM188 78H189V77H188ZM191 78H192V77H191ZM68 79H69V78L64 79V81H65V82H66V80L69 81ZM73 79H74V80H73ZM189 79H190V78H189ZM263 79H264V77H263ZM263 79H262V80H263ZM145 80H144V81H145ZM64 81H63V83H64ZM175 81L173 82L174 84H175ZM154 82H155V81H154ZM59 83H60V82H59ZM67 83H68V82H67ZM133 83H134V82H133ZM149 83H148V84H149ZM173 83H171V85H172ZM137 84H139V82H138ZM151 84L153 85V83H151ZM261 84H262V85H261ZM171 85H170V86H171ZM175 86H176V85H175ZM145 87L147 88V85L145 86V85H144V82H143V83H142V86H141V88H140L141 90H139V92H138V91L135 92V95H136V93H137V95L134 96L135 99H138V95L141 94L140 97L143 95L142 92H143L144 90H146ZM173 87H174V85H173ZM173 87L171 86V87L169 88V89H170V93L172 92V94H173V97H172V95L169 94V91H168V94L170 95V97L168 96V97L166 98L165 101H166L167 104H165V107H166L167 105H170V103L173 104V105H175V104L178 103V101H179V100L177 101V98H178L177 95H178V93H179V89H178V91H177V88L175 89V91H177V95L175 96V94H176L175 91H172V90H174V89H172ZM152 88H153L152 91H153V90H155V91L158 90V89H156L157 87L155 88V87L153 86ZM147 89H148V88H147ZM159 89H161V88L159 87ZM259 91H260V92H259ZM261 91H262V93H261ZM140 92H141V93H140ZM153 92H154V91H153ZM159 92H160V91H159ZM256 92H257L256 95H257V96L259 95L258 97H260V96H261V97H260V99H259L257 96H255L254 98L257 97V98H258V101H259V100H261V98L264 97V95H262L263 92H264V81H262L261 83H259V84L257 85V87H256ZM258 92H259V93H258ZM143 93H144V92H143ZM154 93H156V92H154ZM260 93H261V95H260ZM145 94H146V92L144 93L143 97L145 96ZM165 96H166V95H165ZM174 96H175V97H174ZM140 97H139V98H140ZM143 97H141L142 101H143V99H145V98H143ZM171 97H172V99H169V98H171ZM176 97H177V98H176ZM173 98H175L176 101H175V99L173 100ZM257 98H256V99H257ZM141 99L138 100V101L141 102V103L139 102V108H140V107H143V106L146 107V106L142 103ZM164 99H165V98H164ZM164 99H163V100H164ZM256 99H253L254 102H255ZM263 99H264V98H263ZM263 99H262V101H263ZM167 100H169V101L171 100V102H169V101H167ZM253 100L251 101V99H250L248 102H246V104H245L246 107L243 106V107L241 108V110H240L241 112H239V113H241V114L238 113L239 115L246 114V116H250L249 118L246 117V116H244V115H242V117L237 115V116H236L237 118H235V121L233 120V122H231V124L234 123V124H232L234 127H233V128H232V127H229V126H232V125H228V127H227L228 129L225 127V128H226V129H225V132H228V134H229V135H228V134L226 133V135H227L228 137L231 136V138L234 139V140H233V143H234V144H237V141H235L236 138H239V139L241 138L242 140L245 141L246 144H247V142L249 143V141H251V143L253 144V143L255 142L254 140H256V141H258V142H261V141L264 140V135H263V134H264V125H263V122H264V121H263V120H264V118H263V117H264V111L262 110L263 106L260 105L262 102H260V101H259L258 103L256 102L257 104L260 105V107H261V106H262V107L258 109V108H255V107L253 106V108H255L254 111H256V112H255L256 114L254 113V114L250 115V114H249L250 112H248V111H252V112H254V111H253V108L250 109L251 104H252V105L256 104V103L253 102ZM173 101H175V102H173ZM250 101L253 102V103H251ZM168 102H169V104H168ZM172 102H173V103H172ZM247 103H249V104H247ZM250 103H251V104H250ZM141 104H142V106H141ZM263 104H264V103H263ZM247 105H250V106H247ZM162 107L164 108V105H163ZM169 107H171V105L167 107L168 110L171 109L170 111H167V109H164V110L167 111V112H165V111L163 110V108H161V107H157L158 109L155 108L156 110H159V108H161V111H156L155 109L149 111V110L147 109V107L144 108L143 110H144V112L147 111L148 113H146V114H149V115H150V113H151L152 111H155V113H156V112H157V113L160 112L158 115H160L161 112H162L163 114L160 115V116H162V117H163V115H164V113H165V114H166V116L164 115V118H165V117H168V116L172 117L173 114H174V113L171 114V113L173 112V110H172L173 106H172V108H169ZM247 107H248V108H247ZM256 107H258V106H256ZM244 108H245V110H246V109H249L248 111L246 110V112L248 113V115H247V113H243V112H242V110H244ZM140 109L142 110V108H140ZM145 109H146V110H145ZM257 109H258L259 111H261V112L257 111ZM263 109H264V108H263ZM245 110H244V111H245ZM171 111H172V112H171ZM149 112H150V113H149ZM168 112H169V115H168ZM142 114H144V113H142ZM151 114H153V112H152ZM257 114H258V116H256ZM155 115L157 116V114H155ZM167 115H168V116H167ZM171 115H172V116H171ZM145 116H146V115H145ZM150 116H151V115H150ZM152 116H153V115H152ZM160 116H159V117H160ZM243 116H244V117H243ZM260 116H261V117H260ZM262 116H263V117H262ZM137 117H139V118L141 117V118H143L144 120H147V117H144V116L142 117V115H141V116L138 115ZM153 117H155V116H153ZM153 117H150V118H152V119H149V120H150L149 123L152 122V124H153V121L156 119V117H155V119H154ZM159 117H157V121H156L157 124H159V122H160V124L162 125L163 121H164V122L166 121V124H169V122H170L169 120L171 119L170 117H169V120H168L169 122L167 121L166 118H165V120H163L161 117H160V120H163V121H158V120H159ZM173 117H174V116H173ZM173 117H172V118H173ZM238 117H240V119H239ZM253 117H254V118H255V117L257 118V119H256V122H257L258 119L261 118L260 120H258V122H259V123L262 122V123H260V124L258 123L259 126H258V124H257V125H254V124H255V119H254ZM145 118H146V119H145ZM245 118H247L248 120L245 119ZM136 119H137V118H136ZM143 119H142V122L140 121L141 119H137V120H139V121L141 122V124H142V123L145 122ZM241 119H242V120H241ZM244 119H245V120H244ZM251 119H253V121L250 122L249 120H251ZM137 120H136V121H137ZM152 120H153V121H152ZM237 120H238L239 124H238ZM240 120H241L242 122H240ZM246 120H247V121H246ZM261 120H262V121H261ZM134 121H135V120H134ZM134 121H133V122H134ZM143 121H144V122H143ZM243 121H244V122H243ZM248 121H249V122H248ZM133 122H131V123H133ZM140 122H139V124H138V121H137V122H136L137 125H141ZM167 122H168V123H167ZM235 122H237V123L235 124ZM247 122H248V123H247ZM134 123H135V122H134ZM243 123H245V124H243ZM246 123H247L248 125H247ZM152 124H151V125H152ZM154 124H155V122H154ZM154 124H153V127H152V128H154ZM157 124H156V127H157ZM237 124H238V126H237ZM241 124H242V126H241ZM133 125H134V124H133ZM133 125H132V126H133ZM137 125L135 124L134 126H136V128H137V127H138ZM142 125H143V126L145 125L144 127L142 126V129L146 127V123H145V124H142ZM161 125H160V126H161ZM164 125H165V124H164ZM243 125H244V127H243ZM246 125H247V128L245 129ZM249 125H250V126H249ZM260 125H263V127L260 126ZM132 126L130 125V128H131ZM235 126H236V128H235ZM257 126H258V127H257ZM128 127H129V126H128ZM140 127H141V126H139L138 128L140 129ZM237 127H239V129H238ZM251 127L253 128V130H255V131H253L254 133L252 132V130H251L252 128H251ZM72 128H74V127H72ZM130 128H129V129H130ZM132 128H133V130L136 129V128H134V127H132ZM132 128H131L130 130H132ZM138 128H137V129H138ZM255 128L258 130V132H257V130H256ZM260 128H261V129H260ZM262 128H263V129H262ZM137 129H136L135 132L141 130V129H140V130H139V129L137 130ZM155 129H156V128H155ZM155 129H154V130H155ZM231 129H232V131H233V129H234V133H231V135H230L229 132H232V131H229V130H231ZM237 129H238V130H237ZM240 129H241V130H240ZM244 129H245V131L248 129L247 131H250V132H247V131L245 132ZM226 130H227V131H226ZM236 130H237V131H236ZM239 130H240V131H239ZM144 131L146 132V130H144ZM144 131H143V133H144ZM167 131L169 132V130H167ZM242 131H244V132H242ZM261 131H262V132H261ZM75 132H76V131H75ZM151 132H153L152 134H154V137L156 138L157 135H155V133H156V132H159V130H158V131L156 130V132H154V131L151 130ZM170 132H171V131H170ZM260 132H261V133H260ZM137 133H139V132H137ZM141 133H142V131H141ZM222 133H224V132H222ZM236 133H237V134H236ZM239 133H242L243 135H242V134L240 135ZM248 133H249V134H248ZM257 133H258V134H257ZM259 133H260V134H259ZM73 134H74V133H73ZM77 134H79V133L77 132ZM147 134H148V132H146L145 135L143 136V137L145 138L144 141L146 140V137L150 135V133H149V135H147ZM156 134H157V133H156ZM220 134H221V132H220ZM235 134H236V136H237L236 138H235ZM250 134H251V135H250ZM79 135H80V134H79ZM135 135H136V134H135ZM140 135H141V134H138V137L136 136V140H138L139 142H136V140H135V142H134V140H133L132 142H134V143H132V142H127V143H126V141H125L124 143L122 142V143H120V144H116V148L112 147V148H113L114 150H116V151H112V150L110 151V150H109L110 153H109V152H106V153H107L106 155H108V154L110 155V154H112V152L115 153V154H114L115 157H114L113 154H112V157H111L112 159H111L109 156H107L108 158L111 159V160L109 159V161H112V160L114 161V160H116V159L119 157L118 159H120V161H122V159L124 158V159H123V162H124V163L120 162L119 160H116V161H114V162L112 161V165H113V164H114V165H113V167H112V165H111V168H110V166H109V167L107 166L108 169H107V168H106V169H102V168L104 167V165L101 164V167L103 166V167L101 168V169H102V172L100 171L101 173H100V172H98V173H100V174H104V175L106 174V175L109 176V177H106V175H105L104 177H101V175H100V176H99V179L103 178V180L101 179V181H100L99 179H97V176H96V178H95L96 181H95V182L97 183L98 186L101 185V187H102V189L100 190L101 192L98 191L99 188H101V187L98 188V187L95 186V185L92 186V185H93V184H92L93 182L91 183V181H90V180H91V176H90V178L88 177V178H89V180H88L87 175L89 176L90 173H88V172L86 171V174H85V177H84V173H85V170H86V169H83V168H80L81 170H80V169H79V170L77 169V168L80 167V166H78V165H80L81 163H80V164H78V163L81 161L82 158L84 159V160L82 159L83 161L91 160L90 158H87V157L85 158V156H84L85 153H81V151H80V152L78 151L79 146H80V144H78V143L80 142V141H79L80 139H76V138H77V137L79 138V137H82V136H78V135H77V137L75 138V142H73L74 146H73V144L71 145L72 148H73V147H75V148L72 149V148H70V146H68V147L70 148V150H72V151H71V152L68 151V150H67V151H68L70 154H72V153L74 152V154L76 155V158H74V160H73L72 158H71V160H69V158H68V159H64L63 156H62L63 153H62V154L59 153L60 151H61V152L64 151V150H63L64 148H63L62 146L65 145V144H64L65 141H64V139H63V141H60L59 144H58V143H55L56 141L54 140L55 142L53 141L54 143L52 142V146H50L51 149H50V148H49L50 150L48 149V151L51 152V158H52V159H49L48 157H47V158L42 157V158H45L46 160H44V159L41 158V162H40V161L38 162V160H39L40 158H39L38 160H37V159H32V161H33V160H34V161L36 160L38 164L32 162L31 160H30V162H29V160H28V162H25V161H21V162H9V163L5 162L4 164H2L3 161H1L0 164H2V165H0V166H2V169L0 168V170H1V171L3 170L4 172H3V173L0 172V178H1V175H2V177L5 176V178L3 177V179H5V180L3 181L2 178H1V180H0V181H3V182H0V186H1V187H0V204L2 205V206H0V213L2 212V210L7 209V208H10V209H11V211H12V212L10 211L11 213H13V211H14V213H16L17 210L15 211V209L18 208V212H17L16 214L18 215V216H17L18 218H19V216H20L21 220H20V218H19V220H18V218H17V219H16V218H15V219L13 218V220H10V221H14V222H15V223L12 222L13 224L11 223V228H12V229H17V227H18V229L20 228V230L22 231L21 223L24 222V225H25L30 219L35 218V217H36V220L40 218V219H39L40 221L38 220V221H39L38 224H39V225H40V224L43 225V226H41V227H40V226H39V227L37 226V227L41 230V231L39 230V232H40L41 234H40L39 232H38V233H39L42 237L38 235L39 237H38V239H36L38 242L35 240L36 243H35V242L33 243V248H34L33 250H34L35 253H34L33 250H32L31 253L28 252V253L23 254V255L21 254V256L17 253V255H16V253H13V252H15V251H14L15 248L12 247V246H13L12 243H11V245H10L9 242H11V241L9 240V238H7L8 240H7V242H6V239H5L6 237L3 238V235H0V246H1V244H2L3 247H2V246H1V247L5 250V252L7 251V252L5 253V262H7V261H8V262L5 263V264H8V263H9V264H15V263H16V264H32V262H33V264H50V262H51V264H53V263H54V264H56V263H57V264H71V263H72V264H75V263H73V262H74V261L76 262V260H73V258H75V256H76V255H75V253H77V252H75L76 249H75L72 245H69V246L72 247V249H73V248L75 249V250H74L75 253H74L72 250H70V247H68L69 249L64 250V249H66V248H64V246L66 245L65 247H67V245H68V242H67V244L64 243V245H62V246H63V250H64V253H63L62 249H60V246H59V245H61V243H62V242L59 243V240H61L63 236H67V234L69 235V232H70L69 229H70V228H71L70 230H74V232H71V234H72V233L74 234L75 231H76V232H78V234H79L80 236H82V237L79 236V237H80V238H78L79 241L76 239L77 242H76V241H75V242H74V241H71V242L75 243L74 246L76 245L75 247H77V243H79V242H81V241H82L81 243H83V241H84V244L88 245V246H87V247H88L87 250L89 249L88 251L85 250V248H86L85 246H86V245H84V244H80V243H79L80 246H83L84 249L81 247V248H82V251H81V249H80V250H77V251H79V253H80V254L78 253V254H79V255H78V259H79V258H80V259H79V260L77 259L78 262H76V264H77V263H78V264H80V263H81V264H84V263H85V264H99L100 262H102L101 260H103V264H106V261L108 262L109 259H111V260H109L110 263L114 261L113 264H115L117 261L120 262L121 259L119 260L118 257L113 256V255H115V254L113 253V251L109 253V251H110L111 248L113 247L112 242H114V240H115V241H118V242H116V243H117V246H116V243H114V245H115L114 248H119V247H121L122 243H123L122 246H124V244L126 245V243H128L129 241H131V239H128V238H129V237L133 238V236H134L135 238H133L132 241H134V240L136 241L137 239H140V241H141V239H142V242L149 240L148 238H150V237H149V236H151L150 234H152V231H154L155 223L159 221L160 217L163 216V214L166 212V209L168 208V207L166 206V205L168 204V203H167V202H168L167 200L169 199V197H170L171 194L173 193V192H171V191H173L174 189H173V188H172V189L169 188V189H171V191H169V189H167V187H168V186H169V187H173V184H172V185L170 184L171 186H170V185L167 186L166 183H167V182H170V183L172 182V179H174V178L171 179V177H170L169 175H171V176L173 177V175L175 174V171H176V170H174V173H172L173 175H172L171 173L168 174L169 171L172 172L171 170H168V169H170L169 166L172 165V163H174V161H172L171 158L169 159V157H171V156L173 157V156H174V152H173V154L171 153V154H172V155H171V154H169L170 151H168V149H166L167 147H169L168 143L166 144V146H164V145H165V144H164L165 142H164L163 145H162V147H163V148L166 147V148H165V149H166L165 152L168 151V155H170L169 157L167 156V157H168V160H169V163H170V160L172 161V163H171L169 166H168V165L165 166L166 164L164 165L165 168H166V170H168V171H166V170L164 169V170H165V172H164V170L162 171L161 168H163L162 166H163V164L165 163L167 157H166V155H165V152L162 151V150H164V149H162V147H161V143L156 144V142H158V140H160L159 137H157L156 140H153V138H151L153 135H151V137H150V136L147 137V139L149 140V142H148V143H145V142H147V141L142 142L143 145L140 146V144H141V143H140L141 138H142V140H143V137H142V136L140 137ZM142 135H143V134H142ZM238 135H240V136H238ZM249 135H250V136H249ZM252 135H253V136H252ZM254 135H256V136L254 137ZM257 135H258V137H257ZM261 135L263 136L262 139H261ZM219 136H220V135H219ZM222 136L224 137L225 135H222ZM222 136H221V137H222ZM227 136H225V137H227ZM246 136H247V137H246ZM139 137H140V138H139ZM166 137H167V136H166ZM242 137H243L244 139H243ZM138 138H139L140 140H139ZM149 138H150V139H149ZM245 138H246V140L248 139L247 142H246ZM250 138H251V140H250ZM256 138H257V139H256ZM259 138H260V139H259ZM81 139L83 140V138H81ZM134 139H135V137H134ZM151 139L153 140V142L155 141V143H153V142L151 141ZM252 139H253V140H252ZM76 140H77V141H76ZM131 140H132V139H130L129 141H131ZM142 140H141V141H142ZM242 140H241V142L244 143ZM259 140H260V141H259ZM78 141H79V142H78ZM83 141H84V140H83ZM150 141H151V142H150ZM161 141H162V140H161ZM239 141H240V140H239ZM252 141H253V142H252ZM159 142H160V141H159ZM162 142H163V141H162ZM76 143H77V144H76ZM80 143H83V145H84V142L81 141ZM128 143H129V144H128ZM130 143H131V144H130ZM136 143H137V144H136ZM150 143H151V144H150ZM229 143H230V142H229ZM54 144H55V145H54ZM60 144H62V145L60 146L61 148L59 147ZM75 144H76V145H75ZM121 144H122V145H121ZM125 144H126V145H125ZM127 144H128V145H127ZM152 144L154 145V147L151 146ZM56 145H57V146H56ZM81 145H82V144H81ZM155 145H156L157 147L159 146L158 149H157V147H156ZM167 145H168V146H167ZM131 146H132V147H131ZM138 146L141 148V150H140V149H137ZM233 146H235V145H233ZM64 147H65V146H64ZM142 147H144V148H142ZM59 148H60V149H59ZM77 148H78V149H77ZM81 148H82V147H81ZM130 148H131V149H130ZM151 148H155V149H154L155 151H153V149H151ZM56 149H59V150H56ZM74 149H76V150L73 151ZM82 149H83V148H82ZM109 149H111V148H109ZM126 149H127V150H126ZM132 149H133V150H132ZM147 149H148V150H147ZM150 149H151V150H150ZM55 150H56V151H55ZM129 150H131V152H130ZM159 150H160V151H159ZM53 151H54V153H53ZM128 151H129L130 153H129ZM142 151H143V152H142ZM149 151H152V152H149ZM156 151H158V154L162 151V152L164 153V157H166V158H164L163 155L161 156V159H162V160L160 159V161H164L163 163H161L162 166L159 165L158 162L156 161V158H157V160H159L160 155H161V154L158 155ZM57 152H58V153H57ZM76 152H77V153L79 152V153H78V156H77ZM118 152H119V153H118ZM121 152H122V154H121ZM137 152L139 153V156H138V153H137ZM146 152H147V153H146ZM153 152H154V154H153ZM124 153H125L126 155H125ZM141 153H142V154H141ZM149 153H151V154H149ZM74 154H73V156L70 155L69 157H75ZM80 154H83V155H80ZM129 154H130V155H129ZM132 154H133V155H132ZM155 154H156V155H155ZM166 154H167V152H166ZM52 155H53V156H52ZM136 155H137V156H136ZM150 155H152L151 157H153V158L150 157V158H151V159H150V158L148 157V156H150ZM153 155H154V156H153ZM81 156H82V158H81ZM99 156H100V155H99ZM101 156H103V155H101ZM133 156H134V157H133ZM135 156H136L137 159L135 158ZM144 156H145V158H144ZM232 156H233V157H232ZM234 156L238 158V154H235V155L231 154L229 158H231V157L234 158ZM54 157L56 158V160L54 159ZM57 157H60V158H58V160H57ZM79 157H80V158H79ZM88 157H89V156H88ZM103 157H104V156H103ZM116 157H117V158H116ZM139 157H140V159H138ZM142 157H143V158H142ZM104 158H105V157H104ZM108 158H107V159H108ZM163 158H164L165 160H163ZM232 158H231V159H232ZM239 158H240V156H239ZM239 158H238V159H239ZM260 158H261V157L258 156L257 159L260 160ZM53 159H54V160H53ZM75 159H76V160H75ZM125 159H126V160H125ZM133 159H134V160H133ZM143 159H144V160H143ZM154 159H155V160H154ZM234 159H235V158H234ZM234 159H233V160H234ZM52 160H53V161H52ZM66 160H67V161H66ZM68 160H69L70 162H68ZM77 160H78V161H77ZM79 160H80V161H79ZM124 160H125V161H124ZM135 160H136V161H135ZM148 160H151V161L153 160V162H154V161L157 162L158 166H161V167L159 168V171H158V169H157V165H156V169H151L152 171H154L153 173H152V171H151V173L154 174V176L150 175L149 178H150L151 176H152V178H153V177H156L157 175L159 176V177H156L157 180H158V178H159V180H160L161 178H163V179H168V178H170L169 180H164V181H167L166 183L163 181V179L160 180V181L164 182V183H163L164 186L166 185L165 188H163L164 186H163L162 182H160L159 180H158L159 182L157 181V184H158V183H161V184H159V185H155V184H156V180H155L156 178H153L152 181H151V178H150V179H149V178L146 179V176L148 177V175H149V173H150V171H148V170H149L148 166L150 167V165H151L152 168H153V167L155 166V164H156L155 162H154V163H155V164H154V163H152L151 161L149 162ZM235 160H237V159H235ZM36 161H35V162H36ZM44 161H46V163H44V165L41 164V163L44 162ZM55 161H57V162L55 163ZM59 161H60V162H59ZM71 161H72L73 163H72ZM83 161H82V162H83ZM107 161H108V160H107ZM147 161H148V162H147ZM51 162H54V163H51ZM77 162H78V163H77ZM117 162H118V164H119V167H117V166H118V165H117ZM125 162H126V163H125ZM16 163H17L18 165H17ZM29 163H30L32 166H31ZM68 163H71V165L73 164V165H72L73 168L77 167L76 169H77V171H79L78 174H79L80 176L82 175V174H80V173H81V172H82V173L84 172L83 175L81 176V178L84 177V180H82L83 178L81 179V178L79 177V175H77V174H73V173H74V172L72 171L73 168H72L71 166H67ZM110 163H111V162H110ZM110 163L107 162L106 164H109V165H110ZM147 163H148V164H147ZM166 163H167V162H166ZM25 164H26L27 166L29 165L28 168H27V166H25ZM39 164H40V165H39ZM53 164H55V165H53ZM57 164H58L59 166H60V165H61V166L59 167ZM62 164H63V165H62ZM106 164H105V167H106ZM120 164L122 165V167H120V166H121ZM128 164H129V165H128ZM133 164H134L135 167L133 166ZM138 164H139V165H138ZM167 164H168V163H167ZM229 164H230V163H229ZM12 165H13V166H12ZM14 165H15V169H14ZM45 165H52V166L54 167V169H52V171H50V173H49V172L45 173V175H44L43 177H44V178H45V177H48V178L50 177L49 179H50L51 181H52V179H53V182H54V183H55V182H58V183H56V184H57V185H56V184H54V183H52V182L50 181V182H51V184H50L51 186L49 187V190H48V191H51V190H52V187H53V190H54V191L52 190V191H51V194H49V196H50V199H51V197H54V199L52 198V200H53L54 202H55V201H56V202H55V203H51V200H49V201H50V202H49V201H48L49 198H47V199H46V203L48 202V203H47L48 206H42V210H40V211L37 210V213L43 211V212H41V213H38V214H41V215L43 214V215H42V216L39 215V216L37 217V216H36L37 213H35L36 215H33L34 217H32V218L30 217V215H32V214H31L32 212H35V209H34V211H33V206H32V205H31V207H32V208H31V207H28V206L30 205L29 203H28V204H29V205H28V204L22 202V203L24 204V206H22V207H24V208H21V209L23 210V211H22V215H21L19 211H21L20 207H21V205H23V204L20 205V203H21V202H20V203H19L20 206H14V207H13V206H11V204H12V199L14 198V199H13V201H14V200L16 199L17 195H18L20 192H22V191L24 190L25 187H28V184H29L30 179H31L32 177H35V178H36L37 175H38V176L41 175V177H42ZM76 165H77V166H76ZM144 165H145V167H144ZM146 165H147V166H146ZM153 165H154V166H153ZM227 165H228V164H227ZM230 165H232V164H230ZM230 165H228V166H230ZM3 166H4V167H3ZM16 166H17V167H16ZM20 166H21V167H20ZM23 166H25V167L23 168ZM40 166H41V167L43 166V167H42V170H41ZM52 166H51V167H52ZM81 166H82V165H81ZM127 166H128V167H127ZM131 166H132V167H131ZM172 166H173V165H172ZM172 166H171V169H172V168H174V169L176 168L175 166H174V167H172ZM8 167H11L13 172L11 171V168H10V170H9ZM35 167H36V168H35ZM37 167H38L39 169H38ZM51 167H50V168H51ZM63 167H64V168H63ZM67 167H68V168H67ZM84 167H85V166H84ZM105 167H104V168H105ZM133 167H134V168H133ZM142 167H143L144 169H143ZM167 167H169V168L167 169ZM18 168H20V169H18ZM33 168H34V170H32ZM58 168H59V169H58ZM61 168H62V169H61ZM70 168H72V169L70 170ZM126 168H127V169H126ZM145 168H146V169H145ZM5 169H7V170H9V171H11V172L8 173L7 170L5 171ZM24 169H25V170H24ZM37 169H38L40 172L37 171ZM65 169H69L71 172H70L69 170H65ZM101 169H100V170H101ZM132 169H133V172H132ZM137 169H138V170H137ZM15 170H16V171H15ZM18 170H20V171H18ZM63 170H65V171H69L70 174L73 172L72 175H71L72 177L70 176V174H68L69 172L67 173V172L64 171L65 174H63V173H64ZM88 170H90V169H88ZM112 170H113V171H112ZM117 170H118V171H117ZM121 170H122V171H121ZM125 170H126L127 172H126ZM172 170H173V169H172ZM21 171L24 172V173H22ZM25 171H26L27 174L25 173ZM27 171H28V172H27ZM34 171L36 172L37 175L34 174V173H33V175H32V172H34ZM75 171H76V170H75ZM77 171H76V172H77ZM80 171H81V172H80ZM104 171H105V172H104ZM106 171H107V172H106ZM124 171H125V172H124ZM129 171H130V172H129ZM135 171H136V172H135ZM145 171H147V172H145ZM6 172H7L8 174H7ZM15 172H16V173H15ZM59 172H60V173H59ZM90 172H91V171H90ZM109 172H111V173L109 174ZM122 172H123V173H122ZM140 172H141V173H140ZM142 172H143V173H142ZM148 172H149V173H148ZM155 172H157V173H155ZM256 172H259V171H256ZM30 173H31V174H30ZM39 173H40V174H39ZM91 173H92V172H91ZM96 173H97V172H96ZM107 173H108V174H107ZM112 173H113L114 176L112 175ZM115 173H116V175H115ZM125 173H126V174L129 173V175H127L128 177L125 176ZM158 173H159V174H158ZM160 173H161V174H160ZM164 173H165V175H167L168 177H167V176L165 177V176H164ZM5 174H6V175H5ZM9 174H10V176H9ZM11 174H12V176H11ZM15 174H16V175H15ZM21 174H23V175H21ZM48 174H49L50 176H49ZM60 174H61V176H60ZM130 174H132V175L134 174V176H132V175H130ZM138 174H139V176H138ZM143 174H144L145 177H143ZM155 174H157V175H155ZM18 175H19V176H18ZM20 175H21L22 177H20ZM63 175H64V176H63ZM68 175H69L70 178L73 179V181H74V180H75V181L73 182L69 177L67 178L66 176H68ZM92 175H93V174H92ZM96 175H98V174H96ZM119 175H120V176H119ZM121 175H122V177H123V175H124V177L127 178V179L124 178V180H126L127 182L125 181V183H123L124 180L122 179ZM141 175H142V176H141ZM162 175H163L165 178H164ZM259 175H260V174H258V176H259ZM7 176H9V177L6 178ZM38 176H37V177H38ZM51 176H53V177H51ZM73 176H74V177H73ZM102 176H103V175H102ZM130 176H131V177H130ZM137 176H138V177H137ZM258 176H257V177H258ZM26 177H28V178L26 179ZM41 177H40V178H41ZM57 177H58V178H57ZM61 177H62L63 179L65 178V179L69 180L70 183H69V181H67V180L62 181V180H61V179H62ZM75 177H76V179H75ZM94 177H95V174H94L93 178H94ZM100 177H101V178H100ZM110 177H111L112 179H111ZM113 177H114V178H113ZM160 177H161V178H160ZM257 177H256V180H257ZM13 178H14V179H13ZM19 178H21V180H20ZM24 178H25V179H24ZM35 178H34V179H35ZM93 178H92V180H93ZM106 178H107V179H106ZM8 179H9V180H8ZM22 179H23V180H22ZM41 179H42V178H41ZM41 179H39L38 181L40 182ZM78 179H79V180L81 179V180L84 181V182H85L86 180H88V181H86L85 183L82 182V183H83V185H82V183H80ZM121 179H122V180H121ZM128 179H130V180H128ZM133 179H134V180H133ZM144 179H145V180H144ZM245 179H246V182H245V183H246V186H244V187H247V185H249V184H250L249 186H252V185H253V184L251 185V180H252V179H247V178H245ZM245 179H244V180H245ZM25 180H26V181H25ZM104 180H105V181H104ZM109 180L111 181V183H110ZM147 180H148V181H147ZM149 180L151 181L152 184H150ZM170 180H171V181H170ZM241 180H243V178L240 179L239 182H242ZM244 180H243V181H244ZM5 181H6V182H5ZM21 181H22V182H21ZM76 181H78V182H76ZM102 181H103V182H102ZM129 181H132L133 183H132V182H129ZM146 181H147L148 183H147ZM247 181H248V182H247ZM258 181H259V180H257V182H258ZM100 182H101V183H100ZM104 182H105V184H104ZM115 182H116V183H115ZM117 182H119V183H117ZM141 182H143V185H144L145 188H144V187H140V188H139V186L136 187V186L139 185V183H141ZM173 182H174V181H173ZM239 182H238V183H239ZM249 182H250V183H249ZM1 183H2V184H1ZM5 183H6V184H5ZM86 183H88V184L86 185ZM122 183H123V184H122ZM128 183H131L132 186H131V184H128ZM146 183H147V184H146ZM153 183H154V184H153ZM245 183L243 182V184H245ZM3 184H4V185H3ZM52 184H54L55 186L52 185ZM72 184H73L74 186L77 185V184H79V186L77 185L76 187H74L76 190H78V188L81 187V189L78 190L77 195H78L81 191L83 192L84 187L87 189V190H86V189L84 190V192H85V193H84V196H83V193H82V192H81L82 194L80 193V194L78 195L79 198H76L77 201H76L75 198H74V197H76V196L73 195L75 189L73 190V187H72V188H69V186H73ZM106 184H108L109 186H108V185L106 186ZM110 184H111V185H110ZM124 184H125V185H124ZM257 184H259V182H258ZM80 185H82L83 188H82V186H80ZM85 185H86V186H85ZM88 185H89V186H88ZM123 185H124L125 188L123 187ZM135 185H136V186H135ZM143 185H142V183L140 184V186H143ZM150 185H152V186L149 187ZM154 185H155V186H154ZM254 185H255V184H254ZM103 186H104V187H103ZM105 186H106V187H105ZM110 186H111V187H110ZM128 186H129V187H128ZM153 186H154V187H153ZM160 186H161V188H159ZM236 186H237V188H238V186L241 187L240 184H238V185H236ZM249 186H248V187H249ZM54 187H57V188L54 189ZM58 187H60V188H59V189H60L59 193H58V191H56V190H59ZM91 187H92V188H91ZM94 187L97 189L98 192H100L101 196H103L102 198H101V196H99V193L95 191V188H94ZM133 187H135V190H133V191H135V192H133V191L131 190V189H134ZM146 187H147V189H146ZM155 187H157V188L155 189ZM248 187H247V188H248ZM88 188H89V190H88ZM109 188H111V189H110V192H109V190H107V189H109ZM143 188H144V190H143ZM149 188H151V189H149ZM152 188L155 189V190L153 191ZM235 188H236V187H235ZM235 188H234V190H237V189H235ZM2 189H3V190H2ZM50 189H51V190H50ZM62 189L66 190V191L63 190L64 193H66V195H65L64 193H61V192H63ZM90 189H91V190H90ZM122 189H123V190H122ZM124 189H125V191H124ZM126 189H127V190H126ZM129 189H130V190H129ZM138 189H139V190L141 189V191L138 192ZM148 189H149V190H152L153 192H152V191H147ZM160 189H161V190H160ZM165 189H166L169 193L171 192V194H169ZM6 190H7V191H6ZM76 190H75V191H76ZM120 190H121L122 194L120 193ZM142 190H143V191H142ZM163 190L167 192L168 196H167V194H165V192H164ZM71 191H73V192H71ZM89 191H92V192L90 193ZM102 191H103V192H102ZM118 191H119V193H118ZM123 191H124L126 194L123 193ZM128 191H129V192L131 191V192H130L131 194H130ZM145 191H147L148 193L145 192ZM70 192L73 193V194H71ZM93 192H95L96 195H95V193H93ZM104 192H106V193L104 194ZM132 192H133V193H132ZM141 192L144 193V194L142 195ZM149 192H152V193L149 194ZM161 192H163V193H161ZM67 193H70V194H71L70 197H73L70 201L74 202V204H72V202H71V203H70V204H72L71 206H70V204L68 205V203H67V202H69L68 200L70 199V197H67ZM88 193H89V195H91V194L93 193V194H92V197L95 195V197H93V198L98 197V199H99V197H100V199H99L100 202L98 201L97 198H96L95 201H94L93 198H92L91 196H90V197H89L88 195L86 196V194H88ZM107 193H108L109 195H108ZM116 193H117V196H116ZM139 193H140V194H139ZM157 193H158V194H157ZM6 194H7V195H6ZM15 194H17V195H15ZM53 194H54V195H53ZM57 194H58V196H57ZM59 194H60V195H59ZM106 194L108 195V198H106V197H107ZM146 194H147V195L149 194L148 197H147ZM154 194H156V195H154ZM163 194H164V196H165V195L167 196V200H166V198H165L166 196H165L164 198L162 197ZM2 195H3V196H2ZM13 195H14V196H13ZM72 195H73V196H72ZM81 195H82V196H81ZM119 195H120V197H119ZM131 195H132V197H131ZM140 195H141L142 203H144V204L141 203V200H140V197H139ZM145 195H146V196H145ZM150 195H152V196H150ZM161 195H162V196H161ZM169 195H170V196H169ZM114 196H115V197H114ZM143 196H145V197H143ZM155 196H156L157 198H156ZM3 197H4V198H3ZM62 197H63V199H62ZM81 197H83V199H81ZM116 197H117L118 199H117ZM122 197H123V198H122ZM146 197L149 198L150 200H152V202H153L152 206L149 205V203L151 204V202H149V199H147ZM150 197H151V198H150ZM161 197H162V199H160ZM27 198H30V197L28 196ZM65 198L67 199V201H66ZM87 198H88V201H87ZM91 198H92V199H91ZM103 198H104V201H103ZM138 198H139V199H138ZM143 198H144V199L146 198V199L143 200ZM153 198L156 199V200H154ZM1 199H2V201H1ZM105 199H108V200H106L107 202L105 201ZM111 199H112V200H111ZM124 199H125V200H124ZM159 199H160V200H159ZM78 200H79V202H78ZM81 200H82V201H81ZM85 200H86V201H85ZM90 200H91V201H90ZM101 200H102V202H101ZM139 200H140V203L138 202ZM146 200H147V201H146ZM162 200H164L165 202L162 201ZM7 201H9V202H11V203H9V202H7ZM53 201H52V202H53ZM65 201H66V203H65ZM80 201H81V202H80ZM96 201H97V202H96ZM122 201H124V202H122ZM127 201H128V202H127ZM156 201H157V203H156ZM75 202H76V203H75ZM87 202H89V203L87 204ZM90 202H91V203H90ZM92 202H93V203H92ZM94 202H95L96 205L94 204ZM103 202H104V203H103ZM109 202H110V203H109ZM120 202H121V203H120ZM148 202H149V203H148ZM158 202H160L161 204L158 205V204H159ZM63 203H65V204H63ZM77 203H78V204H77ZM82 203H84V204H82ZM99 203L102 204V206H101V204H100L101 207L99 206ZM105 203H106L107 206H108L109 204L112 205V206H111V205L108 206V208L110 207L109 209L107 208L108 210L111 209L110 211H108V210L106 209V206L104 205ZM108 203H109V204H108ZM164 203H165V204H164ZM79 204H80V205H79ZM89 204H90V205H89ZM93 204H94V205H93ZM133 204H134V205H133ZM137 204H138V205H137ZM140 204H141V206H140ZM145 204H146V205H145ZM147 204H148L149 206H147ZM4 205L7 206V208L4 207ZM26 205H27V208L25 207ZM45 205H46V204H45ZM50 205H51V206H50ZM55 205H56V206H55ZM64 205H65V207H64L65 209H64L63 207H61V206H64ZM75 205H77V206L75 207ZM85 205H87V211H86V206H85ZM88 205H89V206H88ZM97 205H98L99 207H98ZM114 205H115V206H114ZM122 205H123V206H122ZM143 205H144V206H143ZM153 205H154V206H153ZM156 205H157V206H156ZM57 206H58V208H57ZM78 206H79V207H78ZM81 206H82V208H81ZM93 206H94L95 208H93ZM96 206H97L98 208H96ZM104 206H105V208H104ZM124 206H126V207H124ZM159 206H160V207H159ZM1 207H2V208H1ZM15 207H16V208H15ZM44 207H45V208H44ZM50 207H53L54 211H53V209H51ZM60 207H61V209H60ZM66 207H67V209L70 210V213L68 212L69 210L66 211ZM68 207H69V208H68ZM74 207H75L76 210H74V213H72ZM77 207H78V208H77ZM84 207H85V208H84ZM114 207H115V208H114ZM123 207H124V208H123ZM143 207H144V208H143ZM166 207H167V208H166ZM223 207H225V206H223ZM28 208H29V212H30V213H27V212L25 211V210L28 211ZM30 208H31V211H32V212L30 211ZM43 208L45 209L46 214H48V215L44 214L45 212H44ZM46 208H47V210H48V213H47ZM103 208H104V209H103ZM112 208H114L116 211L114 212V209H112ZM147 208H150V209L148 210ZM164 208H165V210H164ZM226 208H227V207H226ZM50 209H51V210H50ZM56 209H57V211H59V209H60V211H61V210H64V211H62V213H61L60 211H59L60 213H59V212H58V213L56 212L57 215L59 214V215L57 216L56 214L53 213V212L56 211ZM78 209H80L79 212H78ZM95 209H96V210L99 212V214H101L102 216L99 215L98 212H97ZM143 209H144V210H143ZM157 209H159V210H157ZM93 210H94V211H93ZM103 210H104V211H103ZM112 210H113V211H112ZM139 210H140V211H139ZM145 210H146V211H145ZM147 210H148V211H147ZM163 210H164V211H163ZM24 211H25V212H24ZM75 211H76V212H75ZM80 211H81V213H80ZM82 211L84 212V214H82V213H83ZM95 211H96L97 213H95ZM101 211H103V212H101ZM117 211H118V212H117ZM152 211H153V212H152ZM155 211H156L157 213H156ZM63 212H64L65 214H67V215H65V214L63 215ZM87 212H88V213H87ZM89 212L95 213V215L98 214L99 217H100V219H101L100 221L103 220L102 223H103V225H106V226L102 227V223H101L100 221L97 220V218L99 219L98 215L95 216V215H93V214H91V213H89ZM109 212H110V214H112V215H110ZM121 212H122V213H121ZM163 212H164V213H163ZM14 213H13V214H14ZM18 213H19V214H18ZM50 213H52V214H50ZM75 213H77V214H75ZM120 213H121V214H120ZM143 213H144V214H143ZM160 213L162 214V216H159ZM29 214H30V215H29ZM69 214H70V215H69ZM71 214H75V215H78V216H74V215H73V216L75 217V219H73L74 217H73ZM81 214H82L83 216H79V215H81ZM86 214H88V215H86ZM114 214H115L116 216H115ZM149 214H152V215H150V216H151V217L153 216V217H152L153 219L149 217ZM153 214H154V215H153ZM157 214H158V215H157ZM24 215H26V216H24ZM27 215H29V217H28V221H27V219L23 218V217H26V218H27ZM54 215H55V216H54ZM103 215H104V216H103ZM155 215H156V216H155ZM21 216H22V217H21ZM48 216L50 217V219L48 218ZM56 216H57V217H56ZM60 216H61V217H60ZM64 216H68V217L71 216V220L73 219V221L68 220V222H70V221L73 222V223H71V224L74 225V226H71V224L68 223V222H67V223H64V222H63V224H62V221H65V222L67 221V220H66V217H64ZM90 216H93V218L90 217ZM94 216H95L96 219L94 218ZM109 216H110V218H109ZM144 216H145V217H144ZM146 216H147V218H146ZM43 217H44V218H43ZM53 217H54V218H53ZM120 217H121V218H120ZM158 217H159V218H158ZM47 218H48V219H47ZM51 218H52V219H51ZM89 218H90V219H89ZM91 218H92L93 220H92ZM142 218H143V219H142ZM149 218H150V219H149ZM157 218H158V219H157ZM23 219L26 220L27 222H25V221L22 222ZM46 219H47V220H46ZM67 219H68V218H67ZM76 219H79V220H81V221L79 222V220L77 221ZM94 219H95V220H94ZM104 219H108V220H104ZM110 219H112L114 222L111 221ZM122 219H123V220H122ZM52 220H53V221H52ZM54 220H55V221H54ZM58 220H62V221H61V222L59 221V223H58V222H57ZM89 220H91V221H89ZM156 220H157V221H156ZM41 221H42L43 223H40ZM44 221H45V222H44ZM76 221H77V224H78V225H76V223H75ZM82 221H84V223H85L84 226H83ZM93 221H94V222H93ZM95 221H96L97 223H96ZM105 221H106V222H105ZM149 221H150V222H149ZM20 222H21V223H20ZM36 222H37V221H36ZM46 222H47V223H46ZM54 222H55V224H54ZM86 222H87V223H86ZM92 222H93V223H92ZM107 222H108V223H107ZM152 222H153V225H152ZM16 223H17V224H16ZM57 223H58L59 225H58ZM81 223H82V226H83V227L81 226ZM110 223H111V224H110ZM122 223H123L125 226H127V227L123 226ZM144 223L147 225V227H146V225H145ZM147 223H148V224H147ZM45 224H46V225H45ZM51 224H53V225H51ZM56 224H57V227H56ZM61 224H62V225H61ZM79 224H80L82 230L79 228V227H80ZM89 224H90V225H89ZM92 224H93V226H92ZM97 224H98V225H97ZM114 224H115V225H114ZM120 224H122L121 226H123V227H120ZM143 224H144V225H143ZM150 224H151V225H150ZM17 225H18V226H17ZM36 225H37V224H36ZM44 225H45V226H44ZM60 225L63 226V227H61ZM69 225L71 226L70 228L68 227ZM75 225H76V226H75ZM85 225H87L89 228H88L87 226H85ZM99 225H100V226H99ZM112 225H113V226H112ZM116 225H117V226H116ZM149 225H150V226H149ZM48 226H49V228H48ZM52 226H53V227H52ZM54 226L56 227V229H55ZM58 226H60L61 229H60ZM77 226H79V227H77ZM96 226H97V227L99 226V228H97ZM110 226H111V227H110ZM132 226H134V227H132ZM151 226H152V227H151ZM44 227H47V229H46V228H45V229H42V228H44ZM76 227L78 228V230H81V231H78L77 229H75ZM84 227H85V228H84ZM86 227H87V228H86ZM94 227H95V228H94ZM148 227H149V228H148ZM50 228H51L52 230H50ZM65 228H66V229H65ZM83 228H84V229H83ZM92 228H93V229H92ZM96 228H97V229H96ZM111 228H112V229H111ZM115 228H116V229L120 228V229H118V231H116ZM121 228H122L123 230H122ZM132 228H133V229H132ZM151 228H152V229H151ZM18 229H17V231L20 232V230H18ZM53 229H55V230H53ZM59 229H60V231H59ZM95 229H96L97 231H94ZM131 229H132V230H131ZM134 229H135V230H134ZM49 230H50V231H54V232H57V231H58V232L55 233V234H54V237H53V233H54V232H51V233H50ZM64 230H66V231H64ZM83 230H84V231H83ZM85 230H87V231H85ZM129 230H130V232H129ZM146 230H148V231L151 232V233L146 232ZM42 231H43V232H42ZM68 231H69V232H68ZM134 231H135V232H134ZM47 232H48V234H47ZM66 232H67V233H66ZM92 232H93V234H92ZM101 232H102V233H101ZM106 232H108V233L106 234ZM124 232H125V234H128V235H129L128 238H127L128 235H125V238H124V235H123ZM127 232H128V233H127ZM131 232H133V233L131 234ZM145 232H146V233H145ZM263 232H264V231H263ZM263 232H262V233H263ZM59 233H60V234L62 233V234H61V237H60ZM65 233H66V235H65ZM121 233H122V236H121ZM50 234H51V235H50ZM91 234L94 235V236H92ZM96 234H97V235H96ZM101 234H102V235H101ZM117 234H118V235H117ZM133 234H134V235H133ZM141 234H142V235H141ZM263 234H264V233H263ZM56 235H57V237H56ZM88 235H90V236H89L90 238L93 237L92 240H91L90 238H88ZM106 235H107V236H106ZM130 235H133V236H130ZM138 235H139V238H138ZM146 235H147L148 238L146 237ZM1 236H2V237H1ZM58 236L60 237V239H59V240L57 239V240H58V242H57V241H56V238H59ZM69 236H70V235H69ZM69 236L66 238V240L69 238ZM83 236H84V238H83ZM85 236H87L88 239H86ZM91 236H92V237H91ZM99 236H101L102 239H101ZM103 236H104V238H103ZM116 236H117V237H116ZM136 236H137V237H136ZM142 236H143V237H142ZM260 236H261V237H260ZM260 236H259L258 239H257L258 242L261 240V241L259 242L260 245L257 243V240L254 241V242H256V243H254L255 246H256V248H257V246H258L256 252H259L262 248H263V250H264V247H263V246H264V238H263L264 236H262V235H260ZM48 237H49V238H48ZM52 237H53V240H55L54 242L51 240ZM55 237H56V238H55ZM144 237H146V238H144ZM54 238H55V239H54ZM111 238H112V239H111ZM113 238H114V239H113ZM122 238H123L124 240H123ZM259 238H262V239H259ZM4 239H5V240H4ZM83 239H84V240H83ZM97 239H101V240H103V241H101V240L99 241V240H97ZM109 239H110V240H109ZM116 239H117V240H116ZM127 239H128V240H127ZM143 239H146V240L143 241ZM63 240H64V242H65V238H64V237H63ZM87 240H88V241H87ZM93 240H94V241H93ZM111 240H113V241L111 242ZM48 241H49V242L51 241V243H50L51 245H50L49 243H47ZM68 241H69V239H68ZM86 241L88 242V244L86 243ZM89 241H90V242H89ZM132 241H131V242H132ZM140 241L138 242V240H137V242H138L139 244L142 243V242H140ZM52 242H53V243H52ZM93 242H94V243H93ZM100 242H101V243H100ZM102 242H103V243H102ZM110 242H111L112 245L110 244ZM124 242H126V243H124ZM147 242H148V241H147ZM38 243H39V244H38ZM40 243H41V244H40ZM54 243H55V244L57 243L56 245H58L57 247H59V249L56 247V245H55ZM92 243H93V244H92ZM118 243H120V244H119L120 246L118 245ZM144 243H145V242H144ZM69 244H70V241H69ZM95 244H96V245H95ZM107 244H109L111 247H110L109 245H107ZM261 244H263V245H261ZM9 245H10L11 247H10ZM52 245H53V246H52ZM105 245L109 246L108 250H107V248L103 247V246H105ZM251 245H252V244H251ZM4 246H5L6 248H5ZM90 246H91V247H90ZM100 246H101V247H100ZM107 246H106V247H107ZM118 246H119V247H118ZM255 246L252 245V247H255ZM259 246H260V247H259ZM37 247H38V249H37ZM52 247L54 248L53 251H52ZM10 248H11V249H10ZM50 248H51V251H52L54 254L50 251ZM78 248H80V247H78ZM78 248H77V249H78ZM91 248H93V249L90 250ZM95 248H97V249H95ZM101 248H102V249L104 248V249L102 250ZM114 248H112V249L114 250ZM259 248H261V249L258 250ZM48 249H49V250H48ZM57 249H58V251H59V250L62 251V252H61V256L58 254V253H60V251H59V252H58V251L55 252ZM94 249H95V250H94ZM105 249H106V250H105ZM12 250H13V251H12ZM69 250H70V251H69ZM83 250H85V251H83ZM97 250H98V251H97ZM118 250H119V249H118ZM36 251H37V252H36ZM86 251H87V252H86ZM102 251H104V252H103L102 255H101V252H102ZM144 251H145V250H143V251L140 252V253H139V252L137 253V254L139 255L138 258H139V259H141V258L143 259V257H144L143 260H144V261H147L149 258L145 260V257L147 256L148 253H147V252H144ZM261 251H262V250H261ZM32 252H33V253H32ZM38 252H39V253H38ZM49 252H50V253H49ZM66 252H69V253H68V256L66 255V254H67ZM70 252H72L73 255H75V256H73L72 258H69V254H70ZM85 252H86V253H85ZM94 252H95V253H94ZM97 252H98V253H97ZM99 252H100V253H99ZM106 252H107V254H106ZM114 252H116V249H115ZM262 252H264V251H262ZM262 252H261V253H262ZM10 253H11V254H10ZM51 253H52V254H51ZM55 253L58 254L59 257H58V255L55 256ZM96 253H97V254H96ZM104 253H105V254H104ZM116 253H117V252H116ZM141 253H145L146 256H144V254H141ZM261 253H260V252H259V254L256 253V257H257L256 260H255V258H253V259H251V260L249 259V260H247L248 262H246V263H247V264H248V263H252V264H256V263H257V264H263V263H264V253H262V254H263L262 259H261V255H262ZM7 254H8V255L10 254V257H8ZM12 254H13L14 257L11 256ZM29 254H30V255H29ZM31 254H34V257H35V258H34ZM45 254H46V255H45ZM48 254H49V255H48ZM82 254L85 255L84 258H83V256H82ZM90 254H91V255H90ZM99 254H100V255H99ZM112 254H113V255H112ZM260 254H261V255H260ZM26 255H27L28 257L31 256V257H30L31 259H30V258L28 259V257H27ZM36 255H37V257H36ZM41 255H42V256H41ZM44 255H45V256H44ZM63 255H64V256H63ZM86 255H87V256H86ZM96 255H98V256H96ZM104 255H105V256H104ZM107 255H108V257H109V255H111V257H109V258L107 257L108 259L106 260L105 258H106ZM140 255H141V256H140ZM142 255H143V257H142ZM47 256H48V257H47ZM65 256H66V258H64ZM70 256H72V254H70ZM81 256H82V257H81ZM259 256H260V257H259ZM6 257H7V258H6ZM15 257H16V259H15ZM32 257H33V258H32ZM38 257H39V258H38ZM41 257H42V258H41ZM49 257H50V258H49ZM52 257H53V258H52ZM55 257H56V259H55ZM85 257H86V258H85ZM97 257H98L99 259H97ZM100 257H101V258H100ZM112 257L115 258V259H113ZM148 257H149V255H148ZM11 258H12V259H11ZM13 258L15 259V263H13L14 261H12ZM51 258H52V259H51ZM59 258H60V259H59ZM76 258H77V256H76ZM76 258H75V259H76ZM116 258H118V260H117ZM146 258H147V257H146ZM258 258H259V259H258ZM7 259H8V260H7ZM46 259H47V260H46ZM54 259H55V260H54ZM63 259H65V260H63ZM83 259H85V260H83ZM100 259H101V260H100ZM127 259H129V258H127ZM131 259H132V258L130 257V259L128 260V262L130 261V263H132V262L134 261V260H131ZM142 259L139 260V261H142ZM17 260H18V261H17ZM36 260H37V261H36ZM41 260H42V261H41ZM44 260H45V261H44ZM48 260H50V261H48ZM56 260H59V261L56 262ZM67 260H69V262H68ZM104 260H106V261H104ZM112 260H113V261H112ZM262 260H263V262H262ZM65 261H66V262H65ZM81 261H82V262H81ZM83 261H84V262H83ZM87 261H88V262H87ZM99 261H100V262H99ZM131 261H132V262H131ZM245 261H246V260H245ZM249 261H253V262H249ZM254 261H256V262H254ZM257 261H259V262L261 261V263H259V262H257ZM17 262H18V263H17ZM52 262H53V263H52ZM95 262H96V263H95ZM98 262H99V263H98ZM104 262H105V263H104ZM118 262H117V264H118ZM108 263H109V262H108ZM108 263H107V264H108ZM243 263H245V262L243 261ZM111 264H112V263H111ZM119 264H120V263H119Z\"/></svg>",
    "mask_w": 264,
    "mask_h": 264
}]
</instances>
